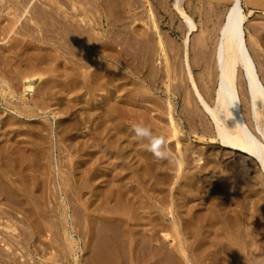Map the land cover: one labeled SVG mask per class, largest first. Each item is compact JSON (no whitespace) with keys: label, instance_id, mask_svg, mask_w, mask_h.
<instances>
[{"label":"rangeland","instance_id":"rangeland-1","mask_svg":"<svg viewBox=\"0 0 264 264\" xmlns=\"http://www.w3.org/2000/svg\"><path fill=\"white\" fill-rule=\"evenodd\" d=\"M6 1L7 0H3L1 2V0H0V25H1L0 26V46H1L0 47V67H1L0 73H2V75L0 74V93H2V94H0V175H1L0 176V182H2V183H0V190H1L0 191V264H23V263L24 264H87V263L88 264H97L96 258L98 256L108 254V252L110 250H111V252H113V251L115 252V248H116V251L119 252L118 253L119 258H118V262L117 261L115 262V260H114V262H112L113 264H122V263L123 264H134V263L135 264H144L142 259H141L142 262L140 260H139V262L137 260H135L133 262V260L130 258V255H131L130 252L132 253L135 251L134 254L136 256H139V257L140 256L142 257L144 254L147 255V254H149V252H151V249L149 248V247H151V245L149 244V242H147V244L149 245V247H148V246H146L147 244L145 241H143L145 244L142 243V240L147 241L146 237L143 238V236L145 234L149 233L148 227L150 224L153 223L154 220H155V223H153V224L156 226H158V225L159 226L158 227L155 226L156 228L155 227L153 228L152 226H154V225H152V226L150 225V228L153 229L154 232L158 230L157 231L158 233L155 232V238L152 240V243H155L158 239L163 241L162 242V241L158 240L157 243H155V246L153 244L154 247H158V246H160V245H158V243L161 242V243H159V244H161V246L158 247L159 249L158 248H156V250L153 249V252L157 255V256L155 255V257H159L162 259V261L159 264H162L164 262H165L164 264H167L166 263L167 262V256L169 257L168 262H169V260H171V262L168 264L175 263L176 258L178 261L175 264H187L186 261L180 256V254L177 250V247L175 250L172 247V246L175 247L176 244L178 246L180 240H181L183 246H185L186 252H187L188 257H189L192 264H233V263L234 264H251L252 262H253L252 264H263L264 263V259H263L264 258V256H263L264 255V248H263L264 247V181H263L264 180V173L262 171L261 165L253 157H250V156L247 157V155L243 154L242 152H240L238 150H233V149L229 148L228 146L226 147V145H222L218 141V136L216 135V131L214 130L212 123L207 122V120L210 121V119H208L206 114H204V111L200 108L198 102H196V99L194 98V92H193L194 89H193L192 83H191V80L193 79L194 82L196 83V85L198 84L197 87L200 88V89L199 88L198 89L201 91L203 96L205 94L204 97L205 98L207 97L206 100L208 101V103L210 105H213V100H214V96H215V89L217 87V68L215 69L216 60H214V59H216L215 54H216L217 47H218L217 42H219V39L221 37V35H220L221 34V28L225 24L224 22L227 18L229 7L231 6V4L233 3L234 0H148V1L147 0H112V1L111 0H107V1L106 0H91V1L90 0L89 1L83 0V1H85V4H83L84 2H81L82 0H76V1L68 0V2H66L67 0L66 1L65 0L64 1L63 0H61V1L57 0L58 3L56 2V0H43V1L32 0V2L31 1L29 2V4L30 3L32 4V7H33L32 10H31L32 7L30 6L31 4L29 5V7L27 5L28 8L25 10L24 6L19 3L20 0L18 2H17V0H9L7 3H6ZM14 1L17 3H14ZM4 2H5V4L3 5ZM10 2H12L11 3L12 5L10 4ZM33 2L35 4H37V7L34 6ZM43 2L44 3L47 2V4L45 3L46 4L45 5ZM78 2H80V4ZM240 2H241L242 12L245 15V22H244L245 38H246L249 46L252 44L251 45L252 47L250 46L252 48L251 50H253L252 53H254L256 51L254 53V55H255L254 57L256 58V61H257V65H258V69H259V76H260V78L264 84V43H262L264 41H261L264 38V0H240ZM74 3L79 7L75 6ZM81 3H82V5H81ZM14 4L16 5V7ZM87 4H89V6L92 9L89 8ZM111 4H112V6H111ZM65 5H67L66 8L67 7H69V8H67V9L64 8ZM72 5H74V6H72ZM85 5L88 7V9ZM95 5H96V7H95ZM113 5H114V9H113ZM175 5H176V7L180 8L183 12H185L191 18L194 26L191 25L190 23H188V21H186V19L184 20L182 14L179 13L180 10L178 8L176 10ZM18 6H20L21 9ZM38 6H40L41 8ZM51 6H53V7H51ZM6 7H10L9 9H12V10H7ZM75 7H77L76 9L80 8L81 10H79V12L80 11L82 12V10H83L87 15L86 14L84 15L83 13H82L83 14L82 15L81 12L80 13L77 12V10H75ZM151 7L153 8L154 14H152L153 12L151 10L152 9ZM3 8H4V10H3ZM29 8H30V10H29ZM38 8H39V11L41 10L40 12H42L41 15H39L40 14L39 11L37 12ZM45 8L48 12L45 11ZM48 8H50V11ZM53 8L55 9V11L57 13L54 11ZM34 9H36V10H34ZM149 9L151 10V12L149 11ZM6 10L9 11L10 17L8 16V14L5 17L4 13H6ZM16 10H17V13L15 12ZM66 10H68V11H66ZM70 10L72 12H70ZM88 10L90 13L87 12ZM58 11H60V12H58ZM29 12H31V13L29 14ZM67 12L70 13V17H72V18L69 17V13H67ZM116 12L118 13V16L121 18V19L118 18L119 21L116 19H113V17L114 18L118 17L116 15L117 14ZM50 13L52 15H50ZM59 13H60V15H59ZM71 13H73V14H71ZM112 13H114V14H112ZM23 14H25V15L27 14L26 16L22 17L23 20H26V21H24V23H23V20L20 19ZM105 15H108L107 17L109 20L107 19V17ZM150 15L153 16V17L151 16V18L152 19L154 18V20H152V19H150V21H149V19L147 20V17L150 18ZM27 16H28V19H27ZM31 16L32 17L34 16L33 17L34 19L36 17V19L33 20V18ZM40 16H41V18H39ZM53 16H56V18L54 17V19H56L55 21L53 19ZM73 16H74V18H73ZM93 16H95V17H93ZM97 16H98V19H97ZM49 17H52V20ZM62 17L63 18L65 17V18L63 19ZM45 18L50 19V20L48 21ZM12 19L14 20V22ZM37 19L38 20L40 19V20L37 21ZM72 19H74V20L78 19L80 21L77 20L74 22V20H73V22H72ZM156 19L158 22L156 21ZM44 20H45V22H44ZM104 20H105V22H104ZM120 20H122V21H120ZM132 20H134V21H132ZM27 21H29L30 23ZM50 21H54L55 23H57V24L59 23V24L55 25L54 22H50ZM112 21H113V23L116 21L115 24L111 23ZM5 22H6V24L4 25ZM9 22H12V23H9ZM69 22L72 24V26H70L71 24ZM146 22L149 23V25L146 24ZM16 23H18V24L16 25ZM25 23H28V25H26ZM31 23H33V24H31ZM10 24H12V25H10ZM62 24L66 25V26H63ZM85 24H87V25H85ZM108 24H110L111 27H109ZM155 24H156V29H154ZM7 25H8V27H7ZM15 25L18 27H16ZM21 25H23V26H21ZM59 25L61 28L59 27ZM76 25L80 26V27H77ZM9 26L11 27L10 30H12L13 27H16V30L14 28V31H11L12 35H10V36L8 35V34H10V30H9L10 27ZM31 26H33V27H31ZM57 26L61 30H59V29L57 30ZM90 26L92 27V30H90L91 29ZM190 26H193V28H191ZM20 27L21 28L25 27V31L23 30V28L20 29ZM26 27L29 29V32H28ZM45 27H46V29L44 30ZM131 27H134L135 29L131 28ZM150 27H152V28L154 27V28L152 29ZM71 28H73V29H71ZM75 28H77V30H74ZM83 28L85 30H83ZM120 28H124L125 30L124 29L120 30ZM17 29H20L21 31L20 30L17 31ZM118 29H119V31H118ZM129 29H130V31H129ZM148 29L149 30L151 29V30L149 31ZM32 30H33V32H32ZM62 30H64V31H62ZM132 30H134V31H132ZM23 31L26 34H23L24 33ZM87 31L90 34H92L91 37L89 36L90 34ZM109 31H112V33H111L112 35L109 33ZM113 31H118V32H116V34H114L115 32H113ZM2 32H3V34H2ZM27 32L29 35L27 34ZM55 32H56V34H55ZM144 32L147 33L148 36H147V34H144ZM43 33L46 35H43ZM66 33H69V34L66 35ZM81 33H82V35H81ZM130 33H132V34H130ZM140 33H142V34H140ZM160 33L162 34L163 37L160 35ZM40 34L43 36L41 37ZM49 34H51V36ZM83 34L85 36H83ZM93 34H94V36H93ZM96 34H98L99 36H95ZM107 34L108 35L110 34L111 36L109 35L110 36L109 37ZM25 35H27V36H25ZM47 35L50 38L46 37ZM86 35L88 37L87 38L88 40L90 38L89 42L86 39ZM145 35H146V38H145ZM35 36H36V38H35ZM92 36H93V38L95 37L94 38L95 41L92 40L93 39ZM52 37H53V39H52ZM82 37H84V38L82 39ZM96 37H98V38H96ZM105 37L107 39H105ZM143 37H144V39H143ZM6 38H7V41H9V42H4V41H6L5 40ZM31 38H33V39H31ZM109 38H111V39H109ZM149 38H152V39H149ZM9 39L10 40L12 39L11 40L12 42ZM15 39H16V41H15ZM43 39L46 41H44ZM71 39L72 40L74 39V42ZM116 39H117V41L119 39H121V41L119 40V42H117ZM162 39H163V41H162ZM19 40H21V41L19 42ZM60 40H62V41H60ZM114 40H115L117 46H115ZM122 40L125 43H122L123 42ZM147 40H148V42H147ZM22 41H23V43H22ZM68 41H72V42H69L70 45H69V43H67ZM77 41L79 42V44H80V42L81 43L84 42V43L80 44L78 46V44H76ZM138 41H140V42H138ZM54 42H55V44H54ZM112 42H114V43H112ZM26 43H27V45H26ZM37 43H39V46L36 45ZM47 43H49V45ZM71 43H72V46H71ZM4 44L6 45V47ZM146 45L148 47H146ZM160 45H161V49H162L163 53L160 52L161 50H159ZM9 46H11V47H9ZM20 46H22V48L24 50L22 48H21L22 50H20ZM55 46H56V48H55ZM61 46H63V47H61ZM120 46L123 47L122 50H121ZM144 46L146 48H144ZM57 47L60 49H58ZM99 47H102V48L104 47V49H106V51L104 49L102 51L101 48H99ZM78 48H80V49H78ZM114 48H116V49H114ZM125 48L127 51L129 49H131L128 51L130 53H126L127 51L123 52V50ZM29 49H31V50H29ZM42 49L43 50L45 49L44 51H46L44 53V56L46 55L45 58L43 57L44 51ZM118 49L120 50V52ZM254 49H255V51H254ZM41 50H42V52H41ZM112 50L114 53H116V51H118L116 53V55L111 52ZM134 50H135V52H134ZM39 51L41 52V54ZM48 51L52 55L47 56L49 54ZM50 51L51 52L54 51L53 53L56 55H53V53H51ZM78 51L81 52L79 55H78V53H79ZM83 51H85V52H83ZM142 51H144L145 53H142ZM59 52H62L64 54L59 53ZM106 52H107V54H106ZM165 52H166V55L164 54ZM203 52H204V54H203ZM82 53H84V54H82ZM111 53L116 58H119V56L117 57V55H120V57H121V58H119L120 60L117 59L119 62L114 57H111V55H109ZM135 53H137V55ZM160 53L162 54V56L160 55ZM66 54H68V55L66 56ZM73 54H75V55L77 54L78 56H74ZM138 54H140V57L142 60H145L139 65H138V63L141 62L142 60L140 59ZM163 54L166 57L168 56V59H170V60L168 61V59L166 57H163L164 56ZM26 55L28 56V58L26 57ZM57 55H59V57H56ZM60 55H63L62 56L63 58L65 56V58L64 59L60 58ZM143 55H145V57H143ZM200 55L202 57L201 58L202 61H200V58L198 60V57H200ZM211 56H213V57H211ZM54 57H55V60L53 59ZM69 57L71 59H69ZM78 57L79 58L84 57L87 60L86 59H79ZM129 57H131L130 58L131 61L134 62L133 64L132 63L130 64L131 61H130ZM138 57H139V59H138ZM151 57H152V59H151ZM178 57H179V59H178ZM181 57L183 58V60L188 58L189 66H190L189 68H190V72H191L190 74H189V71L187 73L188 67L185 63V60L183 61ZM189 57H191V60H189ZM8 58H11V59H8ZM67 58L69 60H72V58H73V60L71 61V63L72 62L73 63L71 64L70 61H67L66 60ZM147 58L150 59L149 60L150 63H153V64H151V65H150V63L147 64L148 63ZM40 59H42V60H40ZM121 59H122V61H121ZM205 59H206V61H205ZM8 60H10V61H8ZM74 60L76 61V63ZM95 60H96V62L94 63ZM103 60L105 61L106 64H103L104 63ZM164 60H166L167 63ZM212 60H214V61H212ZM38 61L41 62V64ZM45 61H47V62H45ZM55 61H57V63ZM58 61L60 62V64ZM61 61H62V64H61ZM91 61H92L93 65H89V62H91ZM97 61H99L100 63ZM108 61H109V64H108ZM208 61H211L213 63L211 64ZM48 62H49V64H48ZM54 62L56 64L62 66V69H61V67L59 68V66H57ZM65 62H66V64H65ZM179 62H181V64H179ZM190 62L191 63L193 62L192 63L193 66ZM203 62H204V64H202ZM207 62H208V64H205ZM82 63H84V64H82ZM5 64H6V66H5ZM46 64L49 66H47ZM50 64L54 65V67L51 66ZM113 64H115V65H113ZM142 64H143V66H142ZM39 65H42V66H39ZM43 65L45 66V68H42V67H44ZM63 65H65V66H63ZM167 65H169V66L173 65V66H170V68H169V66H167ZM178 65H179V67L177 68ZM180 65L181 66L183 65V66L181 67ZM81 66H82V68H81ZM148 66H149V68H151V66H152V68L154 70L149 69ZM165 66H167V67H165ZM174 66L177 69H175ZM69 67L73 68V70H75V72L74 71H73L74 73L71 72L72 69ZM109 67H111V68H109ZM127 67H128V69H127ZM134 67H135V69H134ZM172 67L174 70H172ZM58 68L62 71L58 70ZM66 68L67 69L69 68V70H71V71H68ZM78 68H79V70L80 69H82V70H80V72H79ZM90 68H91V70H90ZM118 68H120L122 70H120ZM179 68L182 71L178 70ZM212 68H213V70L215 69L216 71H213ZM7 69H9L10 71ZM31 69H33V71ZM63 69H66V70H63ZM167 69L170 70L171 74L168 72L164 76V74L168 71ZM87 70H88V72H87ZM96 70L97 71L101 70L102 72L101 71L97 72ZM129 70L132 72H130ZM135 70H137L138 72L137 71L135 72ZM146 70H148V71H146ZM149 70H150V72H149ZM16 71H18V72H16ZM20 71H22V72H20ZM95 71H96L95 74H98V75H95L96 77L92 76L90 78L89 72H95ZM106 71H110V73L106 72ZM151 71L152 72L154 71L153 73H155V74H153ZM183 71H185V73L182 76ZM9 72H10V74H9ZM23 72H24V75L26 74L25 76L23 75ZM33 72L35 74H33ZM53 72L56 74L55 75L56 78H55ZM56 72H58V73H56ZM147 72H149V73L147 74ZM214 72H215V74H214ZM76 73H78V74L80 73L79 75L82 77L78 76V74H76ZM111 73H114V74H111ZM131 73H133V74H131ZM173 73H175V75ZM13 74H14V77H13ZM27 74H29V75H27ZM45 74L48 75V77ZM49 74L51 76H49ZM70 74H71V76L72 75L73 76L71 77ZM100 74L101 75L104 74L103 76H105V79ZM106 74H108V75L106 76ZM110 74H111V76H110ZM169 74L172 76L170 77ZM3 75H4V77H3ZM8 75L9 76L11 75V76L9 77ZM146 75H148V76H146ZM190 75H191V77H190ZM27 76H28V78H30L29 80H30L31 88H29V90L28 89L23 90L24 89L23 86H25L24 85V82L26 79L25 77H27ZM86 76L89 80H91V79L92 80L95 79V80H93V82L89 81V83H87L86 85H84L81 88L82 81L84 80V79H82V81H81V78H86ZM97 76H99V77H97ZM109 76L111 77V81H110ZM149 76H150L152 81H150ZM212 76H213V78H212ZM215 76H216V79H214ZM17 77H19L21 79H19ZM42 77H43V79H42ZM44 77H46L49 80H46V78H44ZM60 77H62L63 79ZM68 77H69V81H68ZM127 77H128V79H127ZM179 77L181 79L183 77L185 78V79H183L184 83L186 81V83L184 85H183V80H180ZM238 77L242 80V82H241V80L238 78L240 81L239 85H238V88H239L238 90H239L240 98H241V101L243 104L242 105L243 110L244 111L246 110L245 116L247 118L249 125L250 124L254 125V127H253V125L252 126L250 125V127L254 128L252 130L253 131L255 130V133L258 135V132L255 129L256 120L254 121V117L251 115V112H250V98L248 95V85H247L246 79L244 77V74L241 70H239ZM39 78H40V80H39ZM98 78L100 79L99 80L100 83L98 80H96ZM112 78H114V80H112ZM147 78L149 79V81ZM158 78H160V81L164 78L166 80H162V82H160ZM210 78L213 79L215 82L213 80L211 81ZM50 79H52V80L54 79L55 82L58 80V82L55 83L54 80L50 81ZM61 79H62V81H61ZM64 79H67V80H65L66 82L63 81ZM71 79H73L74 81H72ZM78 79H80V81ZM107 79H108V81H107ZM117 79H120L121 81L117 80ZM123 79H125L126 81ZM177 79L182 81V85L178 84V83H180V81H178ZM186 79H188V80H186ZM18 80L20 81V84L17 83ZM43 80L45 82H43ZM77 80H78V82H81V83H76L75 81H77ZM208 80H209V82H208ZM12 81H14V82H12ZM70 81L74 82L75 85L73 83L71 84ZM113 81H114V83H112ZM46 82H48L49 84ZM51 82H53V83L51 84ZM94 82H95V84H94ZM96 82L99 84H97ZM115 82H116V84H115ZM167 82H168V85H167ZM10 83L11 84L14 83V84L10 85ZM39 83H40V85H39ZM58 83L60 86H58ZM64 83L66 85H63ZM67 83H68L69 88L73 87V86L75 87L76 85L78 86V84H80L81 86L79 85V91H78L77 86L75 88L73 87L74 89L71 90V88H70V90H69L68 87L66 88ZM84 83H85V81H84ZM160 83H162V84H160ZM170 83L174 84L176 87V88H174L173 85H170V88L172 89V97H171V100H172L171 104L173 106V113L172 114L174 116L176 124L178 122L177 127H179L178 128L179 131H178L177 136L179 138V144L181 146V148L179 146V149H180L179 152H181V154L177 152L178 151V149L176 147L177 145L176 144L174 145V142H176V141H175V139H172V137H171L172 135H170V134H172L171 133L172 131H171V128H169L170 127L169 126V116H168L169 111L165 108V106L167 107V104H165V103L169 99V95L167 94L169 92H167V90L169 89L168 87H169ZM242 83H244V84H242ZM54 84H55V86H57L56 88H55ZM125 84L127 86H124ZM140 84H142L141 86H143V87H140ZM151 84H153V85H151ZM20 85H22V86H20ZM45 85H47V86H45ZM96 85H97V87L95 89L94 87ZM118 85L119 86L122 85L124 88L122 86L119 87ZM128 85H130V86L134 85V87L132 86V89H134V90L138 89V91L133 90L134 92L132 93V90L131 89L129 90V88H131V87H128ZM135 85H136V87H135ZM185 85L187 88L185 87ZM243 85H244V87H243ZM7 86H9V87H7ZM49 86L50 87L52 86V87L50 88ZM62 86H65V87H62ZM114 86H115V88H112ZM165 86H167V87L165 88ZM34 87H36V88L34 89ZM84 87H85V89H84ZM184 87H185V90L183 89ZM208 87H210V88H208ZM211 87H212V89H211ZM64 88H65V91H64ZM101 88H103V89L101 90ZM104 88H105V91H104ZM120 88H122V89L120 90ZM161 88L163 89L162 91H161ZM188 88L191 92L189 90L187 91ZM201 88L204 89V91ZM242 88H245V91ZM20 89H22V90H20ZM50 89L51 90L53 89L54 91L52 90L53 92H51ZM80 89H82V90H80ZM97 89H100V90H97ZM108 89H109V92H108ZM117 89L121 92L117 91ZM38 90L39 91L41 90L40 92L44 91V93L43 92L40 93V92H38ZM59 90H60V92H58ZM61 90H62V92H61ZM74 90L76 91V93L73 94ZM88 90H90V92ZM122 90H123V92H122ZM141 90H142V93H141ZM145 90L148 92H146ZM99 91H101V92H99ZM4 92L6 93V95H4L5 94ZM65 92L67 93V95ZM144 92L146 93V95H148V96L151 95L152 97H149V99L147 97L145 98L144 96H146V95ZM206 92L208 93V95H210L211 98L207 95ZM241 92H243V94H244V95H242V97H241V94H242ZM10 93H11V95H10ZM115 93H118V94H115ZM41 94H43L42 99H41V96H42ZM47 94H49V95H47ZM59 94H61V95H59ZM80 94L83 95V97ZM138 94L140 95V98L142 100L140 98H138V96H139ZM183 94H185V95H183ZM72 95L74 96V98ZM89 95H92L93 97L92 96L90 97ZM141 95H144V96H141ZM187 95H189V96L187 97ZM190 95L191 96L193 95V97L191 98ZM49 96H51V97L53 96L55 98H52V101H51L50 100L51 98ZM47 97H48V99L50 98L49 99L50 101L47 99ZM84 97H86V98L88 97L87 103H86V98L82 99ZM97 97H99V98L97 99ZM20 98H22V99H20ZM36 98H39V99L35 100ZM57 98H58V100H56ZM61 98H63V99H61ZM72 98H73V100H72ZM75 98L77 99V101H76L77 105L73 104L76 100ZM89 98H91V99H89ZM93 98H94V100H93ZM150 98H153L154 100L151 99V101H150ZM184 98H185V100H188L187 103H185L186 102L185 100H182ZM78 99H80V100H78ZM95 99L97 101H95ZM100 99H101V101H99ZM120 99H121V101H120ZM146 99L148 102L146 101ZM69 100H70L71 104H70ZM90 100H92V101H90ZM110 100H112L114 103L113 102L111 103ZM115 100H116V102H115ZM159 100H162L163 103L161 101L157 102ZM193 100H195V101H193ZM209 100H211L212 103H211V101L209 102ZM14 101H15V103H14ZM35 101H36V103H35ZM55 101L58 104H56ZM134 101L135 102L137 101L138 103L137 102L135 103ZM190 101L193 103H191ZM52 102H53V104L55 103L56 105L55 104L53 105ZM63 102H64V104H62ZM122 102L124 103V105ZM125 102H128V103L126 104ZM129 102H130V105H129ZM131 102H134V104H131ZM155 102H156V104H155ZM117 103H118V105H117ZM182 103H184L188 108L183 106ZM194 103L196 104V106ZM59 104H60V106H59ZM87 104H88V106H87ZM107 104H108V106H107ZM135 104H137V105H135ZM163 104H165V105H163ZM188 104H189V106H188ZM82 105L83 106L85 105L87 108L83 107ZM159 105H161V106H159ZM54 106H56V107L53 108ZM97 107L98 108L101 107L99 109L100 111L98 110ZM182 107H184V108L182 109ZM247 107L249 108V113H248ZM190 108H192V109H190ZM196 108H198V112H200V113L196 112L197 111ZM20 109H22V110L20 111ZM58 109H59V111H58ZM260 109L263 111V114H264V107L262 106V104H260ZM23 110H24V112H23ZM55 110H57V111L54 112ZM77 110H78V113H77ZM80 110H82V111H80ZM118 110H120V111H118ZM75 111H76V113H75ZM184 111H185V113H184ZM191 111H193V113ZM19 112H21V113L23 112L22 113L23 115L18 114ZM182 112L184 113V116H183ZM196 113H197V115H196ZM78 114H79V117L77 116ZM82 114H85V115H83L81 117L80 115H82ZM71 115L72 116L75 115V116H73V119H71L72 118ZM200 115L203 117H201ZM68 116H69V119H68ZM186 116H187V118H188V116H190V117L188 119L183 118ZM9 118H11V120ZM125 118H127V119H125ZM202 118H203V120H202ZM70 119L72 120L71 122L69 121ZM190 119H192L191 122H190ZM249 119H251V120H249ZM263 119H264V117L259 118V121L261 122L262 128H264V125H263L264 120ZM58 120L61 123L58 122ZM81 120H83V122ZM88 120H89V122H86ZM8 121L10 123H8ZM64 121H66V122H64ZM109 121H110V123H109ZM187 121H189V123ZM33 122H35V123L33 124ZM62 122L64 123V125ZM104 122L106 125H104ZM37 123L39 124V126ZM55 123H56V125H55ZM66 123L69 124V125L67 124L68 127H67V125L65 126ZM83 123H84V126H83ZM148 123L151 125H149ZM191 123L193 124L192 127L190 125ZM202 123H204V124L202 125ZM207 123L211 127H208ZM30 124L33 128H31ZM58 124L60 125V127ZM26 125H28V126H26ZM35 125H37V126H35ZM40 125H41V129H39ZM55 126L56 127L58 126L59 128L58 127L56 128ZM91 126H93V127H91ZM137 126L138 127L140 126L141 134H137V132L135 130V128ZM44 127H45V130H43ZM204 127H206L207 130H206V128L204 129ZM75 128H77L78 131ZM34 129L37 131H35ZM96 129H98V130H96ZM202 129L204 130V132ZM209 129H210V131H208ZM205 130L207 131V133L205 132ZM42 131L45 133H43ZM97 131L99 133H96ZM160 131H162V132H160ZM80 133H81V135H80ZM118 133L121 134V137ZM164 133H165V135H164ZM82 134H84V135H82ZM154 134H155V137H154ZM25 135H26V137H29V135H30V137H29L30 139L29 138L26 139ZM60 135H61V137H60ZM58 136L60 138H58ZM151 136H153V137H151ZM165 136H166V138H165ZM23 137H25V138H23ZM80 137H81V140H79ZM43 138H46L47 141L46 140L44 141ZM61 138H63V139H61ZM70 138H71V140H70ZM154 138H159L161 140L164 138L162 140V143H160L162 146L160 144L155 143ZM169 138H171L172 140ZM13 140H14V142H13ZM36 140L37 141L40 140V141L37 142ZM41 140H42V144H41ZM170 140L172 141V143H170L171 142ZM10 141H12V142H10ZM146 142H150V143H146ZM165 142H166V144H165ZM142 143H144V144H142ZM154 144H155V146L157 145L156 149H155ZM38 145H40V146H38ZM145 145H147V147H145ZM148 145L150 146V148ZM164 145L166 146V149L164 148ZM132 146H135V147H132ZM143 146H144V148H143ZM96 147H98L99 149L98 148L96 149ZM161 148H163L164 150ZM183 148H184V150H182ZM175 149H177V150L174 151ZM46 150H47V152H45ZM156 150L161 151L160 153H162V151H163V153L165 152L164 153L165 156L163 153L161 154V155H163V159H162V156L160 158H157V156L154 155V152H156ZM99 151H100V153H99ZM150 151H152L153 153ZM183 151L185 152V154H183L184 153ZM194 151H197V152H194ZM198 152H200V153H198ZM1 153L4 155H1ZM23 153L25 155H28V156H25ZM34 153H36V155ZM87 153H89L88 154L89 156H87ZM98 153L103 154V156L101 154L102 158L100 155H98ZM137 154H139V155H137ZM177 154L181 155V156H179V158L181 157L180 159L182 160V163H183L181 166V169L185 167L183 170L180 169V171L177 170L178 166L176 165V161L179 159ZM80 155H81V157H80ZM93 155H94V157H93ZM105 155H106V157H105ZM147 155L150 157H153V158H151L152 160L148 159ZM237 155H238V157H237ZM77 156H79V157H77ZM84 156H86V157H84ZM90 156H92V158ZM125 156H127V157L125 158ZM140 156L142 157V159L145 162L141 159ZM22 157H24V158H22ZM82 157L84 159H82ZM104 157H105V159H104ZM18 158H22V161L20 162L21 159L18 160ZM28 158L30 160H28ZM78 158H79V160H78ZM164 158H166V159H164ZM25 159L28 160L27 161L28 163L29 162L30 163L26 164L27 162ZM33 159H34V161H33ZM117 159H119V160H117ZM123 159H125V160H123ZM242 159H244V160H242ZM245 159H247V160H245ZM16 160L19 161L18 164L16 163ZM39 160H41V161H39ZM91 160H92V162H91ZM107 160H109V161H107ZM155 160H157V161H155ZM158 161H160L159 162L160 164H158ZM174 161H175V163H174ZM76 162H78V163H76ZM79 162H80L81 166H79L80 165ZM110 162H111V164H110ZM153 162H154V164H153ZM237 162H240L241 166ZM241 162H243V163H241ZM104 163H107V164L105 165ZM143 163L145 166L143 165ZM151 163L153 166H151ZM85 164H86V166H85ZM108 164L111 165V167L115 164L114 165L115 168L112 167L113 168L112 169L111 167H108L109 166ZM37 166H39L37 168L38 170L35 169ZM40 166H41V168H40ZM158 166H160V167L158 168ZM162 166H163V168L166 166L165 169H163ZM14 167H16V168H14ZM105 167H106V169H105ZM201 167L202 168L204 167V168L200 169ZM237 167L240 170H238ZM42 169H43V171H42ZM119 169H121V170H119ZM157 169H158V171H157ZM11 170L13 171V173ZM22 170H23V172H22ZM107 170H109V171L107 172ZM116 170H118L117 173H116ZM184 170H187V171H185L187 174L184 172ZM102 171H104V176H102L103 175ZM153 171H154V173H152ZM177 171H178V175L176 173ZM59 172L64 175L63 179H65V182L63 181V179H61L63 175L61 176V174ZM97 172L98 173L101 172L102 175L100 173L98 174ZM23 173H24V175H22ZM25 173H27V174H25ZM35 173H37V174H35ZM52 174H53V177H52L53 180L50 177V176H52ZM65 174H68V175H65ZM193 174H195V176L200 175V174L201 175H200V177L199 176L195 177V176H193ZM25 175H27L29 178L30 177L31 178L29 179V178H27V176L25 178ZM46 175H47V177H46ZM59 175L61 176V178ZM77 175H79L80 178H78ZM137 175H138V177L140 176V178H138ZM153 175L155 176V179H154ZM7 176H8V179H6ZM12 176H13V179L10 178ZM42 176L43 177L45 176V177L43 178ZM124 176H125V178H124ZM159 176H160V178H158ZM178 176H179V179H177ZM191 176H192V178H191ZM38 177H39V179H38ZM114 177H116V178L114 179ZM127 177H128L127 181H123ZM136 177L140 180L138 181ZM150 177H151V179H150ZM165 177H166V179L169 180V181L167 180L168 182L166 181ZM187 177L191 178V180L187 179ZM194 177H195V179H194ZM45 178L47 179V181L45 180ZM48 178H50V179L48 180ZM157 178L159 180H157ZM129 179L131 181L130 183H129ZM134 179H136V180H134ZM220 179H221V181H219ZM39 180H41L43 182H41ZM72 180H73V182H75L74 185H73ZM78 180H79V183H77ZM85 180H86V183H85ZM146 180H148V181H146ZM152 180L154 181V184H153ZM46 182H48V183H46ZM162 182H164V183H162ZM187 182H189V183H187ZM165 183L167 184V186ZM46 184L51 186V188ZM145 184H147V185H145ZM75 185L77 186V188ZM118 185H120L121 188H118L117 187ZM122 185H126L127 187L125 188V186H124V189H122ZM159 185H161V186H159ZM170 185H171V187H170ZM62 186L66 187V188H63ZM72 186H73V188H72ZM5 187L7 189H5ZM29 187L32 189H30ZM46 187H47V189H46ZM100 187H101V189H100ZM215 187H216V189H215ZM41 188H42V190H41ZM28 189L30 192L28 191ZM4 191H6V192H4ZM46 191L50 192L51 194L46 193ZM64 191H65V193H63ZM123 191L127 193L126 195H124V198L122 196ZM8 192L10 193V195H8L9 194ZM53 192H54V196L52 195ZM128 192H130L129 195H128ZM131 192H133V193H131ZM137 192H139V193H137ZM40 193H43V194H40ZM108 193H110L111 195ZM136 193L138 196L136 195ZM119 194H121V195H119ZM159 194H160V196H159ZM161 194H162V197H161ZM139 195H141L142 198H140ZM174 195H176V196H174ZM6 196H8V197L5 198ZM143 196H145V198ZM157 196H158V198H157ZM11 197H12V199H11ZM14 197L15 198L17 197L16 200L14 199ZM138 197L140 200L138 199ZM146 197H147V199L150 198L149 201L146 199ZM25 198H26V200H25ZM95 198H96V200H95ZM101 198H103V199H101ZM131 198L134 200H130ZM163 198H165V200H163ZM32 199H33V201H32ZM123 199H125V200H123ZM142 199L144 201H142ZM13 200H15L16 202H14ZM30 200L32 202V205L30 203ZM85 200H87V201H85ZM119 200H121V202ZM126 200H127V202H126ZM153 200L156 203H153L154 202ZM113 201H114V203H112ZM168 201H169V203H168ZM101 202H102V204H101ZM117 202H118V204L119 203L120 204L118 205ZM125 202H126V204H125ZM130 202H132V203L129 204ZM138 202H140V203H138ZM146 202H148L149 206ZM161 202H162V204H160ZM21 204H23V206ZM111 204H113V205H111ZM114 204H115V207H114ZM116 204L118 206H116ZM132 204L135 206H132ZM155 204L161 205L162 208H161V206H159L160 207V209H159V207H157L158 205H155ZM94 205L98 206L97 208H99V209L94 207ZM128 205L131 207H128ZM139 205L140 206L142 205L141 208L139 207ZM108 206H110V207H108ZM112 206L114 207V209H112L113 208ZM126 206H127V208H126ZM137 206L139 209L137 208ZM100 207H102V208H100ZM105 207H107V208L105 209ZM133 207H135V208H133ZM149 207H151V208H149ZM163 207H165V208H163ZM115 208L116 209L118 208V211ZM166 208H170V209H166ZM21 209L23 211H21ZM101 209H102V211H101ZM110 209H111V211H110ZM131 209L133 212L131 211ZM31 210H32V212H31ZM33 210H37V211H33ZM64 210H65V212H64ZM125 210H127V211H125ZM141 210H143V211L147 210L145 215H141V214H144L143 211L141 213ZM112 211L114 214L111 213ZM148 211H150V213ZM174 211H175V213H174ZM26 212H28L30 214H28ZM101 212H103V213H101ZM115 212H116V214H115ZM119 212H120V214H119ZM138 212H140V213H138ZM164 212H166V213H164ZM231 212L233 213V215H231L232 214ZM106 213H107V216H106ZM101 214H102V218H101V216H99ZM156 214L158 215L157 217H159V219L161 220V221L159 220L157 222L158 224L156 223V221L158 220V218H156ZM228 214H230V215H228ZM137 215H141V216H137ZM224 215H225V217H223ZM126 216H131V218L132 217L133 218L136 217V218L131 219L129 221L130 224H126L124 222V219ZM153 216H155V219L152 221L151 219L153 218ZM228 216H230V217H228ZM31 217H33V218H31ZM145 217H148V218L146 219ZM141 218H142V220H141ZM149 218H150V220H149ZM35 219H37V220H35ZM52 219H55V220H52ZM162 219H164V220L162 221ZM228 219L231 221V222L229 221L230 224L228 222ZM51 220H52V222H50ZM74 220H76V221H74ZM33 221H35V222H33ZM53 221H55V222H53ZM92 221H95V222H92ZM98 221H99V224H100V222L102 223L100 225L102 226L103 229L101 228L100 225H97L98 223L96 224V222H98ZM114 221H116V223ZM110 222H111V224H110ZM131 222H133V223H131ZM168 222H169V224H166ZM174 223H175V226L179 230V236H178V234L175 233L176 231L174 229ZM209 223H211V224H209ZM37 224H39V225L37 226ZM49 224H51L50 227L52 226L51 227L53 229L52 232L50 231L52 229H50V227H48ZM103 224L105 225L106 228L108 226V229H110V230L105 229ZM113 225L115 226L114 228H113ZM12 226L15 227V230ZM40 226H42V227H40ZM97 226H99V227L96 228ZM109 226H110V228H109ZM137 226L141 227V228H138ZM142 226L147 227L144 230V233L145 232H147V233H145V234L143 233V235L141 232H143L144 227H142ZM161 226H163V227H161ZM10 227H11V229H10ZM16 227H18V228H16ZM185 227L187 230L185 229ZM43 228H45V229H43ZM47 228L50 230H47ZM54 228H57V229H54ZM74 228H76V229H74ZM95 228L97 229L96 233L101 234L100 236H98V238L100 237V241H99V239H97L98 242H100V243H97V241L94 243L97 247L93 244V241L91 240V239L97 238V236L94 237V235H99V234L94 233ZM99 228H101V229H99ZM36 229H37V231H36ZM236 229H238V230H236ZM100 230H102V231L99 232ZM104 230H107V231L105 232ZM114 230H115V232H114ZM119 230H120V233H119ZM184 230H186L187 232L186 231L182 232ZM233 230L235 232L240 233V234L235 233V235H233V233H234ZM48 231H49V233L51 232L53 234V236H51L50 235L51 233L49 234ZM163 232H164V234H165V232L168 233L171 238L176 236L177 238L176 237L173 238V241H175V242H172V240L164 239L163 235H162ZM55 233H58V234H55ZM116 233H117V235H116ZM102 235L105 236V238H106V239L104 238V242H101V241H103V239H102L103 237L101 238ZM249 235H250V237L253 236V238H249ZM118 236L120 238H118ZM241 236H243V237L241 238ZM26 237H29V238L27 239ZM132 237H135L137 239L132 238ZM226 237H227V239H226ZM48 238H49V240H46ZM54 239H56L55 240L56 242L52 241ZM108 239H109L108 242H110V243L105 242ZM116 239H120V240H116ZM130 239L132 240L131 243H130ZM223 239H225V240H223ZM136 240H137V243H136L137 246L134 245V248H132L133 244H134V242H136ZM240 240H241V242H240ZM26 241H28V242H26ZM91 241H92V243H91ZM118 242L119 243L123 242V244L121 245V243L119 244ZM171 242H172V244H170ZM44 243H45V245H42ZM89 243H90V245H89ZM103 243H104L103 247L105 248V250H103V252L105 254H100V251L102 253L101 249H104L101 247V245ZM255 243H258L259 248L255 245ZM259 243H262L263 246L259 245ZM47 244H49V245H47ZM91 244H93V245H91ZM99 244H101V245H99ZM131 244H132V246H131ZM162 244H164V245H162ZM193 244H194V246H193ZM228 244H229V246H228ZM106 245H110L111 248H109L107 246L109 251L106 250L107 249ZM123 245H125L126 247ZM143 245H145V246L143 247ZM91 246H93V248ZM118 246L119 247L123 246V247L121 249V247L119 248ZM7 247H9V248H7ZM141 247H143L142 248L143 251H142V254H139V253H141L140 252ZM17 248H19V249H17ZM41 248L42 249L44 248V250H42ZM91 248L94 250L92 251ZM99 248H101V249H99ZM137 248H139V250ZM146 248H148V249H146ZM233 248H234V250H233ZM237 248H238V250H237ZM250 248H252V250H254V251H252ZM90 249H91V253H90ZM120 249H121V251H120ZM123 249L125 252L122 251ZM244 249H247L250 252H248L247 250L244 251ZM261 250H262V252H261ZM97 251L99 252V254ZM147 251H148V253H147ZM165 251H166V255L164 254ZM169 251H171V253ZM111 252H109V253L112 254ZM123 252H124V254H123ZM159 252L162 254H159ZM236 252H237L238 257H236ZM242 253H244L245 255ZM251 253H252V255H251ZM91 254H93L92 255L93 258H91L92 257ZM169 254H170V256H169ZM254 254H257V255L255 256ZM259 254L261 255V257H259L260 256ZM96 255H98V256H96ZM120 255H122V256H120ZM162 255H165V256H162ZM172 255H173V257L174 256L175 257L173 258ZM123 256H124V259L126 258L125 261L123 260L124 262L121 260L122 259L121 257H123ZM232 256H234V257H232ZM246 256H247V258H246ZM248 256H250V257H248ZM163 257L166 259H164ZM241 257H244V258H241ZM88 258H90V260L92 262H89L90 260ZM85 259H87L88 261L87 260L85 261ZM164 260H166V261H164ZM83 261H85V262H83Z\"/></svg>","mask_w":264,"mask_h":264},{"label":"bare ground","instance_id":"bare-ground-1","mask_svg":"<svg viewBox=\"0 0 264 264\" xmlns=\"http://www.w3.org/2000/svg\"><path fill=\"white\" fill-rule=\"evenodd\" d=\"M3 0H1V2H2ZM9 0H7L6 1V3L8 2ZM19 0H17V2H18ZM32 2V0H20L19 1V3L20 4H22L23 6H24V8H25V10L29 7V5L31 4H29V2ZM41 1H43V0H41ZM40 1V2H41ZM59 1V0H58ZM61 1V0H60ZM64 1V0H63ZM62 1V2H63ZM66 1V0H65ZM74 1H76V0H74ZM87 1V0H86ZM89 1V0H88ZM91 1V0H90ZM107 1V0H106ZM112 1V0H111ZM148 1V0H147ZM146 1V2H147ZM13 2V1H12ZM12 2H10V4L12 3ZM17 2H15L14 1V3H17ZM35 2V1H34ZM33 2V3H34ZM49 2V1H48ZM56 2H57V0H56ZM61 2V3H62ZM66 2H68V0L66 1ZM81 2H84L83 4H85V1H81ZM103 2V1H102ZM101 2V3H102ZM177 2V1H176ZM175 2V3H176ZM44 3V2H43ZM46 4H47V2H45ZM44 3V4H45ZM51 3V2H50ZM53 3V2H52ZM58 3V2H57ZM73 3V2H72ZM79 4H80V2H78ZM87 3V2H86ZM89 3V2H88ZM104 3V2H103ZM148 3V2H147ZM150 3V2H149ZM5 4V2L3 3V5ZM45 4V5H46ZM54 4V3H53ZM52 4V5H53ZM60 4V3H59ZM68 4V3H67ZM70 4V3H69ZM91 4V3H90ZM110 4V3H109ZM12 5V4H11ZM10 5V6H11ZM15 5V4H14ZM18 5V4H17ZM27 5H28V7H27ZM42 5V4H41ZM40 5V6H41ZM50 5V4H49ZM61 5V4H60ZM63 5V4H62ZM74 5L75 6H77L75 3H74ZM74 5H72V6H74ZM81 5H82V3H81ZM88 5V7L89 8H91L90 6H89V4H87ZM150 5V4H149ZM6 6V5H5ZM31 7H32V4L30 5ZM34 6L35 7H37V4H35L34 3ZM40 6H38V7H40ZM64 6V5H63ZM66 6L67 5H65V7L64 8H66ZM69 6V5H68ZM86 6V5H85ZM105 6V5H104ZM111 6H112V4H111ZM15 7H16V5H15ZM14 7V8H15ZM19 8H20V6H18ZM30 7V8H31ZM43 7V6H42ZM45 7V6H44ZM51 7H53V6H51ZM77 7H79V6H77ZM77 7H75V10H77V12H79V10H81L80 8H78V9H76ZM87 7V6H86ZM88 7H87V9H88ZM95 7H96V5H95ZM7 8V10H12V9H9L10 7H6ZM30 8H29V10H30ZM41 8V7H40ZM56 8V7H55ZM67 8H69V7H67ZM66 8V9H67ZM74 8V7H73ZM72 8V9H73ZM82 8V7H81ZM85 8V7H84ZM152 8V7H151ZM175 8H176V10H177V8L178 7H176V5H175ZM21 9V8H20ZM33 9V7L31 8V10ZM49 9V11H50V8H48ZM54 9V8H53ZM86 9V10H87ZM92 9V8H91ZM97 9V8H96ZM113 9H114V5H113ZM180 11H179V13L180 14H182V16H183V18H184V20L186 19V21H188V23H190L191 25H193V23H192V20H191V18L185 13V12H183L180 8H178ZM3 10H4V8H3ZM6 10V13H4V15H5V17H6V15L8 14V16H9V11H7ZM34 10H36V9H34ZM63 10V9H62ZM74 10V9H73ZM152 10V14H154V11H153V8L151 9ZM151 10L149 9V11L151 12ZM39 11V8H38V10H37V12ZM41 11V10H40ZM39 11V15H41V13L42 12H40ZM45 11H47L46 10V8H45ZM54 11H55V9H54ZM66 11H68V10H66ZM92 11V10H91ZM110 11V10H109ZM117 11V10H116ZM8 12V13H7ZM16 13H17V10L15 11ZM34 12V11H33ZM36 12V13H37ZM48 12V11H47ZM56 12V11H55ZM58 12H60V11H58ZM65 12V11H64ZM70 12H72L71 10H70ZM76 12V11H75ZM81 12V11H80ZM79 12V13H80ZM88 13H90L89 12V10L87 11ZM31 12H29V14H30ZM35 13V14H36ZM46 13V12H45ZM57 13V12H56ZM62 13V12H61ZM67 13H69V12H67ZM66 13V14H67ZM86 14L83 10H82V12H81V14ZM117 13V12H116ZM115 13V14H116ZM34 14V13H33ZM47 14V13H46ZM71 14H73V13H71ZM82 14V15H83ZM104 14V13H103ZM106 14V13H105ZM112 14H114V13H112ZM12 15V14H11ZM18 15V14H17ZM27 15V14H26ZM25 14H23L22 16H21V20H23L22 19V17L23 16H26ZM50 15H52L51 13H50ZM49 15V16H50ZM59 15H60V13H59ZM87 15V14H86ZM92 15V14H91ZM90 15V16H91ZM117 16H118V13L116 14ZM48 16V15H47ZM64 16V15H63ZM68 16V15H67ZM106 17L108 16V15H105ZM151 16L152 15H150V18L149 17H147V20L149 19V21H150V19H152L151 18ZM10 17V16H9ZM8 17V18H9ZM14 17V16H13ZM32 17V16H31ZM34 17V16H33ZM32 17V18H33ZM45 17V16H44ZM54 17L56 18V16H53V19H54ZM69 17H70V13H69ZM93 17H95V16H93ZM153 17V16H152ZM12 18V17H11ZM39 18H41V16L39 17ZM49 18H51V20H52V17H49ZM63 18V17H62ZM65 18V17H64ZM63 18V19H64ZM70 18H72V17H70ZM73 18H74V16H73ZM77 18V17H76ZM84 18V17H83ZM86 18V17H85ZM91 18V17H90ZM118 18H120L119 16L116 18H114L113 17V19H116V20H118L119 21V19ZM4 19V18H3ZM25 19V18H24ZM27 19H28V16H27ZM35 19H36V17H35ZM34 18H33V20H35ZM46 19V18H45ZM95 19V18H94ZM93 19V20H94ZM97 19H98V16H97ZM107 19H108V17H107ZM121 19V18H120ZM134 19V18H133ZM10 20V19H9ZM13 20V19H12ZM40 20V19H39ZM38 19H37V21H39ZM46 20H50V19H46ZM56 19H54V21H55ZM73 20L74 19H72V22H73ZM78 20V19H77ZM76 19L74 20V22L75 21H77ZM83 20V19H82ZM87 20V19H86ZM109 20V19H108ZM112 20V19H111ZM152 20H154V18L152 19ZM24 21H26V20H23V23H24ZM32 21V20H31ZM54 21H50V22H54ZM58 21V20H57ZM78 21H80V20H78ZM120 21H122V20H120ZM132 21H134V20H132ZM156 21H157V19H156ZM7 22V21H6ZM6 22L4 23V25L6 24ZM13 22H14V20H13ZM27 22H29V21H27ZM43 22V21H42ZM41 22V23H42ZM44 22H45V20H44ZM61 22V21H60ZM68 22V21H67ZM83 22V21H82ZM104 22H105V20H104ZM116 22V21H115ZM115 22L113 23V21L111 22V23H113V24H115ZM152 22V21H151ZM150 22V23H151ZM158 22V21H157ZM156 22V23H157ZM244 22H245V15L243 14V12H242V7H241V2H240V0H234L233 1V3L231 4V6L229 7V10H228V14H227V18H226V20H225V24L223 25V27L221 28V37H220V39H219V42H217L218 43V47H217V51H216V54H215V56H216V59H214V60H216V64H215V69L217 68V87H216V89H215V96H214V100H213V105H210L209 103H208V101L206 100V98L204 97L205 96V94H204V96H203V94L201 93V91L199 90L200 88L199 87H197V85H196V83L194 82V80L192 79L191 80V83H192V87H193V89H194V98L196 99V102H198V104H199V106H200V108L204 111V114H206V116L208 117V119H210V121H208L207 120V122H211L212 123V126H213V128H214V130L216 131V135L218 136V141L222 144V145H226V147L228 146L229 148H231V149H233V150H238V151H240V152H242L243 154H245V155H247V157L248 156H250V157H253L254 159H256V161H258L259 163H260V165H261V168H262V171H263V173H264V128H262V126H261V122L259 121V118H261V117H264V114H263V111L260 109V104H262V106L264 107V84H263V82H262V80H261V78H260V76H259V69H258V65H257V61H256V58L254 57L255 55H254V53L256 52L255 51V49H254V53H252L253 52V50H251L252 48V44L249 46L248 45V43H247V40H246V38H245V34H244ZM9 23H12V22H9ZM30 23V22H29ZM38 23V22H37ZM36 23V24H37ZM63 23V22H62ZM70 23V22H69ZM77 23V22H76ZM81 23V22H80ZM89 23V22H88ZM87 23V24H88ZM95 23V22H94ZM98 23V22H97ZM109 23V22H108ZM110 23V24H111ZM135 23V22H134ZM14 24V23H13ZM18 23H16V25H17ZM26 25H28V23H25ZM24 24V25H25ZM31 24H33V23H31ZM35 24V25H36ZM53 24V23H52ZM54 24L56 25L57 23H55L54 22ZM53 24V25H54ZM59 24V23H58ZM57 24V25H58ZM71 24V23H70ZM78 24V23H77ZM87 24H85V25H87ZM110 24H108V26L109 27H111L110 26ZM146 24H148L149 25V23H147L146 22ZM10 25H12V24H10ZM15 25V26H16ZM48 25V24H47ZM46 25V26H47ZM63 25V24H62ZM82 25V24H81ZM91 25V24H90ZM112 25V24H111ZM119 25V24H118ZM125 25V24H124ZM154 25V24H153ZM152 25V26H153ZM1 26V25H0ZM21 26H23V25H21ZM44 26V25H43ZM63 26H66V25H63ZM70 26H72V24L70 25ZM77 26V25H76ZM194 26V25H193ZM193 26H190L191 28H193ZM7 27H8V25H7ZM10 27V26H9ZM16 27H18V26H16ZM16 27H13L12 28V30H10L11 29V27L9 28V30H10V34H8L9 36L10 35H12V33H11V31H14V28H15V30H16ZM29 27V26H28ZM31 27H33V26H31ZM53 27V26H52ZM59 27H60V25H59ZM68 27V26H67ZM74 27V26H73ZM77 27H80V26H77ZM82 27V26H81ZM89 27V26H88ZM107 27V26H106ZM127 27V26H126ZM155 27V28H154ZM153 28L154 29H156V24H155V26H154ZM6 28V27H5ZM23 28V27H22ZM21 27H20V29H22ZM27 28V27H26ZM61 28V27H60ZM70 28V27H69ZM90 30H92V27L90 26ZM131 28H134V27H131ZM150 28H152V27H150ZM152 28V29H153ZM8 29V28H7ZM20 29H17V31H19ZM46 29V27L44 28V30ZM55 29V28H54ZM59 28H58V26H57V30H58ZM71 29H73V28H71ZM121 29H124V28H120V30ZM135 29V28H134ZM23 30L25 31V27L23 28ZM27 30H28V32H29V29L27 28ZM37 30V29H36ZM41 30V29H40ZM50 30V29H49ZM52 30V29H51ZM59 30H61V29H59ZM65 30V29H64ZM64 30H62V31H64ZM70 30V29H69ZM74 30H77V28H75ZM82 30V29H81ZM83 30H85L84 28H83ZM88 30V29H87ZM125 30V29H124ZM146 30V29H145ZM149 30V29H148ZM151 30V29H150ZM149 30V31H150ZM16 31V32H17ZM21 31V30H20ZM23 31V32H24ZM48 31V30H47ZM53 31V30H52ZM61 31V32H62ZM68 31V30H67ZM73 31V30H72ZM118 31H119V29H118ZM118 31H113V32H115L114 34H116V32H118ZM129 31H130V29H129ZM132 31H134V30H132ZM147 31V30H146ZM145 31V32H146ZM156 31V30H155ZM28 32H27V34H28ZM31 32V31H30ZM32 32H33V30H32ZM36 32V31H35ZM39 32V31H38ZM58 32V31H57ZM66 32V31H65ZM64 32V33H65ZM69 32V31H68ZM77 32V31H76ZM88 32V31H87ZM144 32V34H147V33H145ZM161 32V31H160ZM15 33V32H14ZM20 33V32H19ZM37 33V32H36ZM40 33V32H39ZM47 33V32H46ZM63 33V32H62ZM61 33V34H62ZM83 33V32H82ZM82 33H81V35H82ZM85 33V32H84ZM89 33V32H88ZM87 33V34H88ZM98 33V32H97ZM109 33L111 34L112 33V31H109ZM128 33V32H127ZM2 34H3V32H2ZM23 34H26L25 32L23 33ZM31 34V33H30ZM55 34H56V32H55ZM69 33H66V35H68ZM77 34V33H76ZM86 34V33H85ZM90 34V33H89ZM99 34V33H98ZM98 34H96L95 36H99ZM109 34V35H110ZM130 34H132V33H130ZM140 34H142V33H140ZM143 34V35H144ZM152 34V33H151ZM29 35V34H28ZM41 35V34H40ZM43 35H46V34H44L43 33ZM43 35H41V37L43 36ZM50 36H51V34H49ZM65 35V36H66ZM91 35L92 34H90L89 36L91 37ZM108 35V34H107ZM108 35V36H109ZM112 35V34H111ZM110 35V36H111ZM160 35L162 36V34L160 33ZM25 36H27V35H25ZM32 36V35H31ZM83 36H85L84 34H83ZM93 36H94V34H93ZM93 36H92V38H93ZM109 36V37H110ZM142 36V35H141ZM147 36H148V34H147ZM152 36V35H151ZM30 37V36H29ZM34 37V36H33ZM46 37H49L48 35L46 36ZM107 37V36H106ZM105 37V39H107ZM163 37V36H162ZM35 38H36V36H35ZM34 38V39H35ZM50 38V37H49ZM48 38V39H49ZM84 37H82V39H83ZM88 37H87V35H86V39H87ZM95 38V37H94ZM94 38L92 39L93 41H95L94 40ZM96 38H98V37H96ZM145 38H146V35H145ZM148 38V37H147ZM30 39V38H29ZM31 39H33V38H31ZM42 39V38H41ZM47 39V40H48ZM52 39H53V37H52ZM51 39V40H52ZM65 39V38H64ZM76 39V38H75ZM109 39H111V38H109ZM114 39V38H113ZM143 39H144V37H143ZM149 39H152V38H149ZM260 39V38H259ZM262 39V38H261ZM264 39V38H263ZM261 40V41H264V40ZM6 41H4V42H9V41H7V38L5 39ZM10 40V39H9ZM12 40V39H11ZM10 40V41H11ZM40 40V39H39ZM44 40V39H43ZM50 40V39H49ZM72 40V39H71ZM88 40V39H87ZM86 40V41H87ZM89 40H90V38H89ZM89 40H88V42H89ZM120 41H121V39H119ZM119 40L117 41V39H116V41L117 42H119ZM141 40V39H140ZM15 41H16V39H15ZM21 40H19V42H20ZM28 41V40H27ZM26 41V42H27ZM31 41V40H30ZM44 41H46V40H44ZM43 41V42H44ZM60 41H62V40H60ZM64 41V40H63ZM73 42H74V39L72 40ZM72 41H68L67 43H69V42H72ZM76 41V40H75ZM80 41V40H79ZM123 41V40H122ZM145 41V40H144ZM162 41H163V39H162ZM260 41V40H259ZM12 42V41H11ZM29 42V41H28ZM50 42V41H49ZM56 42V41H55ZM55 42H54V44H55ZM83 42V41H82ZM105 42V41H104ZM114 42H115V40H114ZM114 42H112V43H114ZM138 42H140V41H138ZM147 42H148V40H147ZM151 42V41H150ZM249 42V41H248ZM22 43H23V41H22ZM35 43V42H34ZM59 43V42H58ZM63 43V42H62ZM84 43V42H83ZM83 43H81L80 42V44H83ZM87 43V42H86ZM122 43H125L124 41L122 42ZM145 43V42H144ZM250 43V42H249ZM261 43V42H260ZM262 43H264V42H262ZM261 43V44H262ZM21 44V43H20ZM48 45H49V43H47ZM75 44V43H74ZM76 44H78V46L80 45L79 44V42L77 41V43ZM105 44V43H104ZM103 44V45H104ZM107 44V43H106ZM120 44V43H119ZM118 44V45H119ZM164 44V43H163ZM258 44V43H257ZM3 45V44H2ZM5 45V44H4ZM9 45V44H8ZM13 45V44H12ZM26 45H27V43H26ZM36 45H38L39 46V43H37ZM69 45H70V43H69ZM125 45V44H124ZM123 45V46H124ZM149 45V44H148ZM71 46H72V43H71ZM112 46V45H111ZM115 46H117V44H116V42H115ZM143 46V45H142ZM1 47V46H0ZM3 47V46H2ZM5 47H6V45H5ZM9 47H11V46H9ZM17 47V46H16ZM15 47V48H16ZM61 47H63V46H61ZM75 47V46H74ZM77 47V46H76ZM82 47V46H81ZM80 47V48H81ZM121 47V46H120ZM146 47H148L147 45H146ZM145 46H144V48H146ZM157 47V46H156ZM19 48V47H18ZM22 48V46H20V50H22L21 49ZM32 48V47H31ZM55 48H56V46H55ZM58 48V47H57ZM65 48V47H64ZM80 48H78V49H80ZM99 48H101V50L103 51V49H104V47L102 48V47H99ZM112 48V47H111ZM122 48L123 47H121V50H122ZM133 48V47H132ZM155 48V47H154ZM39 49V48H38ZM58 49H60V48H58ZM109 49V48H108ZM107 49V50H108ZM114 49H116V48H114ZM15 50V49H14ZM24 50V49H23ZM29 50H31V49H29ZM35 50V49H34ZM43 50V49H42ZM42 50H41V52H42ZM45 50V49H44ZM43 50V51H44ZM57 50V49H56ZM64 50V49H63ZM66 50V49H65ZM69 50V49H68ZM105 51H106V49H104ZM119 50V49H118ZM129 50H131V49H129ZM128 50V51H129ZM144 50V49H143ZM147 50V49H146ZM149 50V49H148ZM159 50H161L160 52H162V49H161V45H160V48H159ZM257 50V49H256ZM60 51V50H59ZM62 51V50H61ZM67 51V50H66ZM65 51V52H66ZM72 51V50H71ZM82 51V50H81ZM104 51V52H105ZM124 51H127L126 50V48L123 50V52ZM126 52V53H130V52ZM17 52V51H16ZM27 52V51H26ZM40 52V51H39ZM41 52H40V54H41ZM46 51H44L43 52V57L45 58L46 57V55L44 56V53H45ZM51 52V51H50ZM54 52V51H53ZM53 52H51V53H53ZM58 52V51H57ZM69 52V51H68ZM73 52V51H72ZM79 52V51H78ZM83 52H85V51H83ZM109 52V51H108ZM113 54H115L116 55V53L118 52V51H116V53H114L113 52V50L111 51ZM119 52H120V50H119ZM134 52H135V50H134ZM25 53V52H24ZM36 53V52H35ZM48 53H49V51H48ZM47 53V54H48ZM59 53H62V52H59ZM75 53V52H74ZM77 53V52H76ZM81 52H79L78 53V55L80 54ZM112 53L111 54H109V55H111V57H114L113 55H112ZM142 53H145L144 51H142ZM141 53V54H142ZM163 53V52H162ZM62 54H64V53H62ZM70 54V53H69ZM82 54H84V53H82ZM86 54V53H85ZM88 54V53H87ZM106 54H107V52H106ZM123 54V53H122ZM136 55H137V53H135ZM165 55H166V52L164 53ZM163 54V55H164ZM203 54H204V52H203ZM49 55H52V54H48L47 56H49ZM53 55H56V54H54L53 53ZM68 54H66V56H67ZM74 56H78L77 54L75 55V54H73ZM72 55V56H73ZM133 55V54H132ZM139 55V57H140V54H138ZM151 55V54H150ZM160 55L162 56V54L160 53ZM163 56V57H166V56ZM202 55V54H201ZM201 55H200V57H198V60H199V58H200V61H202L201 60ZM63 55H60V58H63L62 57ZM88 56V55H87ZM119 56V58H121L120 57V55H117V57ZM124 56V55H123ZM134 56V55H133ZM149 56V55H148ZM152 56V55H151ZM210 56V55H209ZM214 56V57H215ZM26 57L28 58V56L26 55ZM52 57V56H51ZM56 57H59V55H57ZM71 57V56H70ZM69 57V59H71ZM139 57H138V59H139ZM143 57H145V55H143ZM142 57V58H143ZM153 57V56H152ZM152 57H151V59H152ZM187 57V56H186ZM211 57H213V56H211ZM26 58V59H27ZM59 58V59H60ZM64 58H65V56H64ZM63 58V59H64ZM76 58V57H75ZM79 58V57H78ZM116 60L118 59V60H120L119 58H116V57H114ZM131 57H129V59H130ZM167 59H168V56L166 57ZM165 58V59H166ZM182 58V57H181ZM185 58V57H184ZM8 59H11V58H8ZM54 60H55V57L53 58ZM68 58L66 59L67 61H70V63H71V61L73 60V58H72V60H69ZM79 59H86V58H79ZM113 59V58H112ZM128 59V60H129ZM134 59V58H133ZM140 59H141V57H140ZM144 59V58H143ZM148 59V58H147ZM166 59V60H167ZM178 59H179V57H178ZM208 59V58H207ZM40 60H42V59H40ZM39 60V61H40ZM45 60V59H44ZM47 60V59H46ZM57 60V59H56ZM76 60V59H75ZM74 60V61H75ZM87 60V59H86ZM89 60V59H88ZM117 60V61H118ZM142 60V59H141ZM150 59H148V63L147 64H149L150 63V61H149ZM166 60H164V61H166ZM170 59H168V61H169ZM182 60H183V58H182ZM185 60V63H186V65H187V73H188V71H189V74L191 73L190 72V66H189V61H188V58H186V59H184ZM183 60V61H184ZM189 60H191V57H189ZM214 60H212V61H214ZM8 61H10V60H8ZM37 61V60H36ZM38 61V62H39ZM49 61V60H48ZM65 61V60H64ZM82 61V60H81ZM104 61V60H103ZM121 61H122V59H121ZM124 61V60H123ZM130 61H131V59H130ZM140 61V60H139ZM143 61H145V60H142L141 62H137L138 63V65L139 64H141ZM178 61V60H177ZM180 61V60H179ZM197 61V60H196ZM199 61V62H200ZM205 61H206V59H205ZM29 62V61H28ZM45 62H47V61H45ZM44 62V63H45ZM53 62V61H52ZM56 63H57V61H55ZM54 62V63H55ZM59 62V61H58ZM79 62V61H78ZM96 62V60L94 61V63ZM97 62H99V61H97ZM102 62V61H101ZM107 62V61H106ZM119 62V61H118ZM182 62V61H181ZM181 62H179V64H181ZM198 62V63H199ZM208 62H210L211 64L213 63V62H211V61H208ZM208 62L207 63H205V64H208ZM40 64H41V62H39ZM53 63V64H54ZM55 63V64H56ZM69 63V62H68ZM69 63V64H70ZM73 63V62H72ZM71 63V64H72ZM75 63H76V61H75ZM74 63V64H75ZM87 63V62H86ZM100 63V62H99ZM103 63V62H102ZM133 64L134 62L133 61H131L130 62V64ZM166 63H167V61H166ZM191 63V62H190ZM193 63V62H192ZM191 63V64H192ZM259 63V62H258ZM8 64V63H7ZM48 64H49V62H48ZM52 64V63H51ZM50 64V65H51ZM59 64H60V62H59ZM61 64H62V61H61ZM65 64H66V62H65ZM68 64V65H69ZM81 64V63H80ZM82 64H84V63H82ZM103 64H106L105 63V61H104V63ZM108 64H109V61H108ZM151 64H153V63H150V65ZM170 64V63H169ZM178 64V63H177ZM184 64V63H183ZM202 64H204V62L202 63ZM47 65V64H46ZM57 66H59V68L61 67V69H62V66H60V65H58V64H56ZM89 65H93L92 64V61L91 62H89ZM98 65V64H97ZM113 65H115V64H113ZM210 65V64H209ZM5 66H6V64H5ZM8 66V65H7ZM39 66H42V65H39ZM44 66V65H43ZM47 66H49V65H47ZM51 66H53L54 67V65H51ZM56 66V67H57ZM63 66H65V65H63ZM67 66V65H66ZM74 66V65H73ZM72 66V67H73ZM76 66V65H75ZM87 66V65H86ZM134 66V65H133ZM142 66H143V64H142ZM167 66H169V65H167ZM167 66H165V67H167ZM170 66H173V65H170ZM170 66H169V68H170ZM181 66V65H180ZM183 66V65H182ZM181 66V67H182ZM192 66H193V64H192ZM211 66V65H210ZM15 67V66H14ZM17 67V66H16ZM21 67V66H20ZM31 67V66H30ZM68 67V66H67ZM77 67V66H76ZM79 67V66H78ZM179 67V65L177 66V68ZM213 67V66H212ZM1 68V67H0ZM6 68V67H5ZM13 68V67H12ZM24 68V67H23ZM42 68H45V66L44 67H42ZM47 68V67H46ZM58 68V70H60ZM64 68V67H63ZM69 68H71V67H69ZM69 68L67 69L68 71H71V70H69ZM81 68H82V66H81ZM109 68H111V67H109ZM108 68V69H109ZM148 68H149V66H148ZM147 68V69H148ZM174 68L175 69H177L175 66H174ZM19 69V68H18ZM66 69H63V70H66ZM72 69V71L71 72H75V70H73V68H71ZM105 69V68H104ZM118 69H120V68H118ZM127 69H128V67H127ZM134 69H135V67H134ZM149 69H152V70H154L153 68H152V66H151V68H149ZM165 69V68H164ZM213 70V68H212V70L213 71H216V70ZM7 70H9V69H7ZM32 71H33V69H31ZM42 70V69H41ZM52 70V69H51ZM57 70V71H58ZM78 70H79V68H78ZM80 70H82V69H80ZM80 70H79V72H80ZM84 70V69H83ZM90 70H91V68H90ZM112 70V69H111ZM110 70V71H111ZM120 70H122V69H120ZM156 70V69H155ZM166 70V69H165ZM168 71L164 74V76L169 72L170 73V70L169 69H167ZM172 70H174L173 69V67H172ZM178 70H181L180 68L178 69ZM239 70H241L242 72H243V74H244V77H245V79H246V82H247V85H248V95H249V98H250V112H251V115L254 117V121L256 120V122H255V129H256V131L258 132V135L255 133V130L253 131L252 129H254V128H252V127H250V125L252 126L253 124H250L249 125V123H248V121H247V118H246V116H245V111L243 110V107H242V101H241V98H240V94H239V88H238V85H239V77H238V73H239ZM10 71V70H9ZM15 71V70H14ZM37 71V70H36ZM60 71H62V70H60ZM59 71V72H60ZM94 71V70H93ZM97 71V70H96ZM96 71L95 72H89L90 74V78L93 76V77H96L95 75H98V74H95L96 73ZM99 71H101V70H99ZM99 71H97V72H99ZM104 71V70H103ZM110 71H106V72H109L110 73ZM130 71V70H129ZM137 70H135V72H136ZM146 71H148V70H146ZM177 71V70H176ZM182 71V70H181ZM16 72H18V71H16ZM20 72H22V71H20ZM31 72V71H30ZM52 72V71H51ZM73 72V73H74ZM82 72V71H81ZM87 72H88V70H87ZM86 72V73H87ZM102 72V71H101ZM112 72V71H111ZM130 72H132V71H130ZM138 72V71H137ZM149 72H150V70H149ZM149 72H147V74L149 73ZM152 72V71H151ZM154 72V71H153ZM152 72V73H153ZM172 72V71H171ZM8 73V72H7ZM32 73V72H31ZM30 73V74H31ZM54 73V72H53ZM56 73H58V72H56ZM69 73V72H68ZM67 73V74H68ZM146 73V72H145ZM185 73V71H183V73H182V76H183V74ZM210 73V72H209ZM1 75H2V73H0ZM9 74H10V72H9ZM33 74H35L34 72H33ZM65 74V73H64ZM72 74V73H71ZM71 74H70V76H71ZM76 74H78V73H76ZM80 74V73H79ZM78 74V76H80ZM88 74V73H87ZM111 74H114V73H111ZM111 74H110V76H111ZM131 74H133V73H131ZM151 74V73H150ZM153 74H155V73H153ZM171 74V73H170ZM169 74V75H170ZM174 75H175V73H173ZM214 74H215V72H214ZM213 74V75H214ZM23 75H24V72H23ZM26 75V74H25ZM24 75V76H25ZM27 75H29V74H27ZM46 75V74H45ZM56 74L54 73V76H55ZM101 75V74H100ZM104 74H102L101 76H103ZM108 74H106V76H107ZM177 75V74H176ZM186 75V74H185ZM9 76V75H8ZM11 76V75H10ZM9 76V77H10ZM18 76V75H17ZM47 77H48V75H46ZM49 76H51L50 74H49ZM53 76V77H54ZM69 76V77H70ZM73 76V75H72ZM71 76V77H72ZM88 76V75H87ZM87 76H86V78H87ZM109 76V77H110ZM114 76V75H113ZM116 76V75H115ZM133 76V75H132ZM137 76V75H136ZM139 76V75H138ZM146 76H148V75H146ZM151 76V75H150ZM150 76H149V79H150V81H152L151 80V78H150ZM172 75H170V77H171ZM3 77H4V75H3ZM13 77H14V74H13ZM64 77V76H63ZM69 77H68V81H69ZM80 77H82V76H80ZM97 77H99V76H97ZM104 77V79H105V76H103ZM160 77V76H159ZM162 77V76H161ZM181 77V76H180ZM179 77V79L180 80H183V79H185L184 77L181 79ZM189 77V76H188ZM190 77H191V75H190ZM210 77V76H209ZM241 77V76H240ZM17 78H19V77H17ZM24 78V77H23ZM26 79H25V82H24V85L25 86H23L24 87V89L23 90H25V89H28L29 90V88H31V84H30V78H28V76L27 77H25ZM41 78V77H40ZM40 78H39V80H40ZM44 78H46V77H44ZM55 78H56V76H55ZM58 78V77H57ZM60 78H62V77H60ZM77 78V77H76ZM86 78H81V81H82V79H84L83 81H82V86L80 85V84H78V91H79V85L81 86V88L84 86V85H86L87 83H89V81L90 82H93V80H95V79H91V80H89L88 78L86 79ZM101 78V77H100ZM119 78V77H118ZM137 78V77H136ZM168 78V77H167ZM212 78H213V76H212ZM239 78V79H238ZM6 79V78H5ZM19 79H21V78H19ZM42 79H43V77H42ZM41 79V80H42ZM59 79V78H58ZM63 79V78H62ZM62 79H61V81H62ZM103 79V78H102ZM121 79V78H120ZM120 79H117V80H120ZM127 79H128V77H127ZM142 79V78H141ZM148 79V78H147ZM149 79H148V81H149ZM153 79V78H152ZM159 79V81H160V78H158ZM170 79V78H169ZM168 79V80H169ZM211 79V78H210ZM214 79H216V76H215V78ZM243 79V78H242ZM46 80H49V79H47L46 78ZM54 80V79H53ZM52 79H50V81H53ZM57 80V79H56ZM65 80H67V79H64L63 81H65ZM72 81H74L73 79H71ZM79 81H80V79H78ZM78 80L77 81H75L76 83H81V82H78ZM96 80H100L99 78L98 79H96ZM112 80H114V78H112ZM122 80V79H121ZM120 80V81H121ZM123 80H125V79H123ZM162 80H166L165 78L164 79H162ZM162 80L160 81V82H162ZM178 80V79H177ZM180 80H178V81H180ZM186 80H188V79H186ZM213 79H211V81H212ZM238 80V81H237ZM241 80V79H240ZM19 81V80H18ZM17 81V83H19L20 84V81L18 82ZM22 81V80H21ZM72 81H70L71 82V84L73 83L74 84V82H72ZM84 81H85V83H84ZM107 81H108V79H107ZM106 81V82H107ZM110 81H111V77H110ZM126 81V80H125ZM132 81V80H131ZM154 81V80H153ZM177 81V82H178ZM214 81V80H213ZM12 82H14V81H12ZM16 82V81H15ZM40 82V81H39ZM43 82H45L44 80H43ZM54 82H55V80H54ZM58 82V80L55 82V83H57ZM60 82V81H59ZM66 82V81H65ZM103 82V81H102ZM117 82V81H116ZM116 82H115V84H116ZM155 82V81H154ZM175 82V81H174ZM208 82H209V80H208ZM215 82V81H214ZM241 82H242V80H241ZM16 83V84H17ZM46 83H48V82H46ZM53 82H51V84H52ZM97 83V82H96ZM99 83H100V81H99ZM99 83H97V84H99ZM112 83H114V81L112 82ZM134 83V82H133ZM132 83V84H133ZM185 83H186V81H185ZM184 83V80H183V85L185 84ZM213 83V82H212ZM14 84V83H13ZM13 84H11L10 83V85H13ZM22 84V83H21ZM49 84V83H48ZM94 84H95V82H94ZM109 84V83H108ZM130 84V83H129ZM160 84H162V83H160ZM178 84H180V85H182V81H180V83H178ZM242 84H244V83H242ZM39 85H40V83H39ZM63 85H66L65 83L63 84ZM75 85V84H74ZM89 85V84H88ZM87 85V86H88ZM92 85V84H91ZM110 85V84H109ZM142 84H140V87H143V86H141ZM151 85H153V84H151ZM164 85V84H163ZM167 85H168V82H167ZM170 85H173V87L174 88H176L175 87V85L174 84H169V89L167 90V92H169V93H167L168 95H169V99H168V101H166V103L165 104H167V107L165 106V108L169 111V128H171V133L172 134H170V135H172L171 137H172V139H175V141L176 142H174V145L176 144L177 146V149H178V153H180L181 154V152H179V146H180V144H179V138H178V136H177V134H178V128L179 127H177V124H178V122H177V124H176V121H175V119H174V116H173V106H172V104H171V97H172V89L170 88ZM6 86V85H5ZM20 86H22V85H20ZM36 86V85H35ZM45 86H47V85H45ZM54 86H55V84H54ZM58 86H60L59 85V83H58ZM72 86V85H71ZM75 86V87H76ZM93 86V85H92ZM99 86V85H98ZM119 86V85H118ZM120 86H122V85H120ZM119 86V87H120ZM124 86H127L126 84L124 85ZM133 87H134V85H132ZM132 86H130V85H128V87H131V88H129V90L131 89L132 90V93L136 90H134V89H132ZM159 86V85H158ZM211 86V85H210ZM242 86V85H241ZM7 87H9V86H7ZM16 87V86H15ZM22 87V88H23ZM50 87V86H49ZM52 87V86H51ZM50 87V88H51ZM57 86H55V88H56ZM62 87H65V86H62ZM69 88V86H68V83H67V86H66V88ZM74 87V86H73ZM73 87H70L71 88V90L72 89H74ZM96 87H97V85L94 87L95 89H96ZM108 87V86H107ZM118 87V88H119ZM123 87V86H122ZM135 87H136V85H135ZM167 86H165V88H166ZM180 87V86H179ZM185 87H186V85H185ZM185 87L183 88L184 90H185ZM243 87H244V85H243ZM11 88V87H10ZM17 88V87H16ZM36 87H34V89H35ZM38 88V87H37ZM70 88H69V90H70ZM111 88V87H110ZM112 88H115V86L114 87H112ZM124 88V87H123ZM146 88V87H145ZM181 88V87H180ZM187 88V87H186ZM199 88V89H198ZM205 88V87H204ZM208 88H210V87H208ZM241 88V87H240ZM19 89V88H18ZM54 89V88H53ZM52 89V90H53ZM62 89V88H61ZM77 89V88H76ZM84 89H85V87H84ZM88 89V88H87ZM86 89V90H87ZM103 88H101V90H102ZM122 88H120V90H121ZM126 89V88H125ZM124 89V90H125ZM141 89V88H140ZM157 89V88H156ZM202 89V88H201ZM211 89H212V87H211ZM242 89H244V91H245V88H242ZM20 90H22V89H20ZM51 89H50V91L51 92H53ZM67 90V89H66ZM80 90H82V89H80ZM97 90H100V89H97ZM96 90V91H97ZM107 90V89H106ZM116 90V89H115ZM134 90V91H133ZM144 90V89H143ZM160 90V89H159ZM163 89L161 88V91H162ZM174 90V89H173ZM189 90V88L187 89V91ZM203 91H204V89H202ZM241 90V89H240ZM8 91V90H7ZM41 91V90H40ZM39 90H38V92H40ZM64 91H65V88H64ZM63 91V92H64ZM89 92H90V90H88ZM104 91H105V88H104ZM103 91V92H104ZM117 91H119L118 89H117ZM116 91V92H117ZM136 91H138V89L136 90ZM146 91V90H145ZM166 91V90H165ZM190 91V90H189ZM202 91V92H203ZM206 91V90H205ZM33 92V91H32ZM43 93H44V91H42ZM42 92H40V93H42ZM58 92H60V90L58 91ZM61 92H62V90H61ZM67 92V91H66ZM65 92V93H66ZM99 92H101V91H99ZM108 92H109V89H108ZM115 92V91H114ZM119 92H121V91H119ZM122 92H123V90H122ZM131 92V91H130ZM146 92H148V91H146ZM177 92V91H176ZM191 92V91H190ZM213 92V91H212ZM5 93V92H4ZM39 93V94H40ZM48 93V92H47ZM50 93V92H49ZM74 93H76V91L74 90V92H73V94ZM83 93V92H82ZM87 93V92H86ZM92 93V92H91ZM131 93V94H132ZM140 93V92H139ZM141 93H142V90H141ZM140 93V94H141ZM145 93V92H144ZM150 93V92H149ZM148 93V94H149ZM204 93V92H203ZM207 93V92H206ZM242 94H241V97H242V95H244L243 94V92H241ZM0 94H2V93H0ZM21 94V93H20ZM38 94V93H37ZM36 94V95H37ZM69 94V93H68ZM88 94V93H87ZM90 94V93H89ZM115 94H118V93H115ZM121 94V93H120ZM123 94V93H122ZM125 94V93H124ZM188 94V93H187ZM4 95H6V93L4 94ZM10 95H11V93H10ZM22 95V94H21ZM34 95V94H33ZM42 96H41V99L43 98V94H41ZM47 95H49V94H47ZM59 95H61V94H59ZM66 95H67V93H66ZM78 95V94H77ZM76 95V96H77ZM81 95V94H80ZM79 95V96H80ZM93 95V94H92ZM92 95H89L90 97L92 96ZM97 95V94H96ZM106 95V94H105ZM139 95V94H138ZM145 95H146V93H145ZM183 95H185V94H183ZM207 95H208V93H207ZM3 96V95H2ZM73 96V95H72ZM78 96V97H79ZM82 97H83V95H81ZM94 96V95H93ZM92 96V97H93ZM99 96V95H98ZM121 96V95H120ZM141 96H144V95H141ZM189 95H187V97H188ZM209 97H210V95H208ZM23 97V96H22ZM50 98V100L52 101V98H55V97H51V96H49ZM67 97V96H66ZM70 97V96H69ZM101 97V96H100ZM106 97V96H105ZM110 97V96H109ZM145 98L147 97L148 99H149V97H152L151 95H146V96H144ZM186 97V98H187ZM190 97L192 98L193 97V95L191 96L190 95ZM189 97V98H190ZM73 98H74V96H73ZM73 98H72V100H73ZM86 97H84V98H82V99H85ZM88 98V97H87ZM87 98H86V103H87ZM95 98V97H94ZM94 98H93V100H94ZM99 97H97V99H98ZM121 98V97H120ZM138 98H140V95L138 96ZM144 98V99H145ZM154 98V97H153ZM153 98H150V101H151V99H153ZM183 98V97H182ZM211 98V97H210ZM20 99H22V98H20ZM19 99V100H20ZM37 99H39V98H36L35 100H37ZM47 99H48V97H47ZM48 99V100H49ZM61 99H63V98H61ZM76 99V98H75ZM81 99V100H82ZM89 99H91V98H89ZM110 99V98H109ZM116 99V98H115ZM119 99V98H118ZM117 99V100H118ZM141 99V98H140ZM156 99V98H155ZM164 99V98H163ZM188 99V98H187ZM49 100V101H50ZM56 100H58V98L56 99ZM66 100V99H65ZM78 100H80V99H78ZM126 100V99H125ZM124 100V101H125ZM142 100V99H141ZM154 100V99H153ZM182 100H185V98L184 99H182ZM189 100V99H188ZM188 100H185L186 102L185 103H187V101ZM192 100V99H191ZM34 101V100H33ZM54 101V100H53ZM76 101H77V99L75 100V102L73 103V104H75V105H77L76 104ZM90 101H92V100H90ZM95 101H97L96 99H95ZM99 101H101V99L99 100ZM98 101V102H99ZM107 101V100H106ZM111 101V103L113 102L112 100H110ZM119 101V100H118ZM117 101V102H118ZM120 101H121V99H120ZM123 101V102H124ZM129 101V100H128ZM146 101H147V99H146ZM162 102V100H159V101H157V102ZM193 101H195V100H193ZM211 100H209V102H210ZM31 102V101H30ZM39 102V101H38ZM48 102V101H47ZM62 102V101H61ZM69 102H70V100H69ZM84 102V101H83ZM115 102H116V100H115ZM122 102V103H123ZM135 102V101H134ZM134 102H131V104H134ZM137 102V101H136ZM135 102V103H136ZM148 102V101H147ZM191 102V101H190ZM13 103V102H12ZM14 103H15V101H14ZM35 103H36V101H35ZM42 103V102H41ZM55 103H56V101H55ZM54 103V104H55ZM60 103V102H59ZM66 103V102H65ZM80 103V102H79ZM90 103V102H89ZM114 103V102H113ZM126 104L128 103V102H125ZM138 103V102H137ZM140 103V102H139ZM163 103V102H162ZM189 103V102H188ZM191 103H193V102H191ZM190 103V104H191ZM211 103H212V101H211ZM7 104V103H6ZM52 104H53V102H52ZM53 104V105H54ZM56 104H58V103H56ZM55 104V105H56ZM62 104H64V102L62 103ZM70 104H71V102H70ZM81 104V103H80ZM84 104V103H83ZM104 104V103H103ZM109 104V103H108ZM108 104H107V106H108ZM121 104V103H120ZM155 104H156V102H155ZM158 104V103H157ZM161 104V103H160ZM165 104H163V105H165ZM183 104V106H185V107H187L184 103H182ZM181 104V105H182ZM195 104V103H194ZM9 105V104H8ZM18 105V104H17ZM42 105V104H41ZM86 105V104H85ZM83 106V107H85V108H87L86 106ZM105 105V104H104ZM117 105H118V103H117ZM123 105H124V103H123ZM129 105H130V102H129ZM135 105H137V104H135ZM11 106V105H10ZM58 106V105H57ZM59 106H60V104H59ZM87 106H88V104H87ZM95 106V105H94ZM98 106V105H97ZM106 106V107H107ZM157 106V105H156ZM159 106H161V105H159ZM188 106H189V104H188ZM193 106V105H192ZM195 106H196V104H195ZM56 106H54L53 108H55ZM62 107V106H61ZM69 107V106H68ZM104 107V106H103ZM102 107V108H103ZM191 107V106H190ZM80 108V107H79ZM98 108V107H97ZM101 108V107H100ZM100 108H98V110L100 109ZM120 108V107H119ZM184 107H182V109H183ZM188 108V107H187ZM193 108V107H192ZM192 108H190V109H192ZM195 108V107H194ZM245 108V107H244ZM62 109V108H61ZM82 109V108H81ZM105 109V108H104ZM108 109V108H107ZM181 109V108H180ZM197 109V111L196 112H198V108H196ZM200 109V110H201ZM247 109H248V113H249V108L247 107ZM22 109H20V111H21ZM85 110V109H84ZM97 110V109H96ZM185 110V109H184ZM26 111V110H25ZM52 111V110H51ZM57 110H55L54 112H56ZM58 111H59V109H58ZM80 111H82V110H80ZM87 111V110H86ZM92 111V110H91ZM100 111V110H99ZM118 111H120V110H118ZM123 111V110H122ZM175 111V110H174ZM179 111V110H178ZM182 111V110H181ZM180 111V112H181ZM186 111V110H185ZM185 111H184V113H185ZM23 112H24V110H23ZM22 112V113H23ZM29 112V111H28ZM63 112V111H62ZM88 112V111H87ZM133 112V111H132ZM131 112V113H132ZM187 112V111H186ZM192 113H193V111H191ZM202 112V111H201ZM21 112H19L18 114H22ZM30 113V112H29ZM75 113H76V111H75ZM77 113H78V110H77ZM105 113V112H104ZM114 113V112H113ZM124 113V112H123ZM122 113V114H123ZM127 113V112H126ZM184 113L182 112V114H183V116H184ZM198 113H200V112H198ZM247 113V114H248ZM33 114V113H32ZM62 114V113H61ZM81 114V113H80ZM119 114V113H118ZM203 114V113H202ZM23 115V114H22ZM83 115H85V114H82V115H80L81 117L83 116ZM105 115V114H104ZM189 115V114H188ZM196 115H197V113H196ZM199 115V114H198ZM67 116V115H66ZM73 116H75V115H73ZM73 116L71 115V119H73ZM78 117H79V114L77 115ZM195 116V115H194ZM201 116V115H200ZM250 116V115H249ZM248 116V117H249ZM27 117V116H26ZM190 116H188V118H189ZM196 117V116H195ZM199 117V116H198ZM201 117H203V116H201ZM200 117V118H201ZM84 118V117H83ZM106 118V117H105ZM128 118V117H127ZM127 118H125V119H127ZM183 118H187V116L186 117H183ZM187 118V119H188ZM10 120H11V118H9ZM17 119V118H16ZM68 119H69V116H68ZM69 120L70 122L72 121V120ZM79 119V118H78ZM82 119V118H81ZM124 119V120H125ZM186 119V120H187ZM205 119V118H204ZM252 119V118H251ZM251 119H249V120H251ZM13 120V119H12ZM46 120V119H45ZM185 120V121H186ZM191 120L192 119H190V122H191ZM202 120H203V118H202ZM206 120V119H205ZM264 120V119H263ZM262 120V121H263ZM7 121V120H6ZM47 121V120H46ZM62 121V120H61ZM67 121V120H66ZM66 121H64V122H66ZM68 121V122H69ZM82 122H83V120H81ZM94 121V120H93ZM105 121V120H104ZM130 121V120H129ZM145 121V120H144ZM150 121V120H149ZM201 121V120H200ZM48 122V121H47ZM58 122H60L59 120H58ZM57 122V123H58ZM69 122V123H70ZM75 122V121H74ZM86 122H89V120L88 121H86ZM146 122V121H145ZM188 123H189V121H187ZM198 122V121H197ZM203 122V121H202ZM251 122V121H250ZM264 122V121H263ZM262 122V123H263ZM8 123H10L9 121H8ZM30 123V122H29ZM28 123V124H29ZM35 122H33V124H34ZM41 123V122H40ZM49 123V122H48ZM61 123V122H60ZM63 123V122H62ZM77 123V122H76ZM94 123V122H93ZM108 123V122H107ZM109 123H110V121H109ZM205 123V122H204ZM204 123H202V125L204 124ZM15 124V123H14ZM25 124V123H24ZM38 124V123H37ZM68 123H66L65 124V126L67 125ZM131 124V123H130ZM149 124V123H148ZM168 124V123H167ZM199 124V123H198ZM55 125H56V123H55ZM59 125V124H58ZM63 125H64V123H63ZM69 125V124H68ZM68 125H67V127H68ZM92 125V124H91ZM94 125V124H93ZM97 125V124H96ZM104 125H106L105 124V122H104ZM111 125V124H110ZM149 125H151V124H149ZM189 125V124H188ZM191 125V127H192V123L190 124ZM201 125V126H202ZM264 125V124H263ZM25 126V125H24ZM26 126H28V125H26ZM30 126H31V124H30ZM29 126V127H30ZM35 126H37V125H35ZM38 126H39V124H38ZM45 126V125H44ZM83 126H84V123H83ZM86 126V125H85ZM112 126V125H111ZM124 126V125H123ZM142 126V125H141ZM147 126V125H146ZM207 126L208 127H211L208 123H207ZM43 127V126H42ZM56 127V126H55ZM58 127V126H57ZM56 127V128H57ZM59 127H60V125H59ZM58 127V128H59ZM63 127V126H62ZM80 127V126H79ZM91 127H93V126H91ZM90 127V128H91ZM100 127V126H99ZM125 127V126H124ZM140 127V126H139ZM200 127V126H199ZM253 127H254V125H253ZM31 128H33L32 126H31ZM38 128V127H37ZM64 128V127H63ZM113 128V127H112ZM145 128V127H144ZM206 127H204V129H205ZM39 129H41V125H40V127H39ZM75 129H77V128H75ZM84 129V128H83ZM128 129V128H127ZM130 129V128H129ZM148 129V128H147ZM146 129V130H147ZM156 129V128H155ZM166 129V128H165ZM35 130V129H34ZM43 130H45V127H44V129ZM80 130V129H79ZM86 130V129H85ZM93 130V129H92ZM96 130H98V129H96ZM164 130V129H163ZM169 130V129H168ZM201 130V129H200ZM203 130V129H202ZM206 130H207V128H206ZM205 130V132L207 133V131ZM35 131H37V130H35ZM61 131V130H60ZM69 131V130H68ZM77 131H78V129H77ZM115 131V130H114ZM194 131V130H193ZM208 131H210V129L208 130ZM43 132V131H42ZM71 132V131H70ZM69 132V133H70ZM80 132V131H79ZM87 132V131H86ZM105 132V131H104ZM150 132V131H149ZM148 132V133H149ZM160 132H162V131H160ZM168 132V131H167ZM203 132H204V130H203ZM43 133H45V132H43ZM42 133V134H43ZM68 133V132H67ZM66 133V134H67ZM73 133V132H72ZM82 133V132H81ZM81 133H80V135H81ZM96 133H99L98 131L96 132ZM116 133V132H115ZM34 134V133H33ZM32 134V135H33ZM119 135H120V137H121V134L120 133H118ZM17 135V134H16ZM76 135V134H75ZM82 135H84V134H82ZM97 135V134H96ZM152 135V134H151ZM158 135V134H157ZM164 135H165V133H164ZM167 135V134H166ZM8 136V135H7ZM28 136V135H27ZM63 136V135H62ZM67 136V135H66ZM115 136V135H114ZM161 136V135H160ZM25 137H26V135H25ZM25 137H23V138H25ZM29 137H30V135H29ZM29 137H26V139L27 138H29ZM42 137V136H41ZM60 137H61V135H60ZM59 136H58V138H60ZM86 137V136H85ZM84 137V138H85ZM90 137V136H89ZM127 137V136H126ZM151 137H153V136H151ZM154 137H155V134H154ZM216 137V136H215ZM32 138V137H31ZM83 138V139H84ZM128 138V137H127ZM162 138V137H161ZM165 138H166V136H165ZM5 139V138H4ZM30 139V138H29ZM33 139V138H32ZM41 139V138H40ZM44 139V141L46 140V138H43ZM61 139H63V138H61ZM104 139V138H103ZM109 139V138H108ZM117 139V138H116ZM153 139V138H152ZM154 139H156V138H154ZM164 139V138H163ZM162 139V140H163ZM169 139H171V138H169ZM171 139V140H172ZM8 140V139H7ZM67 140V139H66ZM70 140H71V138H70ZM79 140H81V137L79 138ZM147 140V139H146ZM166 140V139H165ZM170 140V141H171ZM37 141V140H36ZM40 140H38L37 142H39ZM47 141V140H46ZM49 141V140H48ZM77 141V140H76ZM111 141V140H110ZM174 141V140H173ZM10 142H12V141H10ZM13 142H14V140H13ZM103 142V141H102ZM128 142V141H127ZM46 143V142H45ZM48 143V142H47ZM95 143V142H94ZM146 143H150V142H146ZM168 143V142H167ZM170 143H172V141L170 142ZM169 143V144H170ZM16 144V143H15ZM19 144V143H18ZM27 144V143H26ZM41 144H42V140H41ZM101 144V143H100ZM142 144H144V143H142ZM165 144H166V142H165ZM150 145V144H149ZM148 145V146H149ZM153 145V144H152ZM161 145V144H160ZM172 145V144H171ZM2 146V145H1ZM18 146V145H17ZM34 146V145H33ZM38 146H40V145H38ZM151 146V145H150ZM150 146H149V148H150ZM154 146H155V144H154ZM157 146V145H156ZM156 146H155V149H156ZM159 146V145H158ZM162 146V145H161ZM31 147V146H30ZM74 147V146H73ZM132 147H135V146H132ZM145 147H147V145H145ZM170 147V146H169ZM93 148V147H92ZM98 147H96V149H97ZM143 148H144V146H143ZM148 148V149H149ZM164 148L166 149V146L164 145ZM180 148H181V146H180ZM2 149V148H1ZM40 149V148H39ZM48 149V148H47ZM57 149V148H56ZM99 149V148H98ZM154 149V148H153ZM154 149V150H155ZM160 149V148H159ZM161 149H163V148H161ZM177 149H175L174 151H176ZM3 150V149H2ZM16 150V149H15ZM35 150V149H34ZM81 150V149H80ZM83 150V149H82ZM101 150V149H100ZM133 150V149H132ZM164 150V149H163ZM182 150H184V148L182 149ZM13 151V150H12ZM17 151V150H16ZM84 151V150H83ZM113 151V150H112ZM134 151V150H133ZM147 151V150H146ZM157 151V150H156ZM187 151V150H186ZM4 152V151H3ZM19 152V151H18ZM21 152V151H20ZM28 152V151H27ZM45 152H47V150L45 151ZM79 152V151H78ZM98 152V151H97ZM102 152V151H101ZM150 152H152V151H150ZM159 152H161V151H159ZM184 152V151H183ZM194 152H197V151H194ZM12 153V152H11ZM22 153V152H21ZM20 153V154H21ZM32 153V152H31ZM99 153H100V151H99ZM98 153V155H100L101 156V154H99ZM130 153V152H129ZM153 153V152H152ZM162 153H163V151H162ZM161 153V154H162ZM165 153V152H164ZM163 153V154H164ZM198 153H200V152H198ZM24 154V153H23ZM35 155H36V153H34ZM33 154V155H34ZM44 154V153H43ZM82 154V153H81ZM89 153H87V156H89L88 155ZM92 154V153H91ZM94 154V153H93ZM96 154V153H95ZM183 154H185V152L183 153ZM182 154V155H183ZM236 154V153H235ZM242 154V155H243ZM1 155H4V154H2L1 153ZM15 155V154H14ZM22 155V154H21ZM25 155V154H24ZM135 155V154H134ZM137 155H139V154H137ZM149 155V154H148ZM147 155V158L148 159H151V158H153V157H150V156H148ZM201 155V154H200ZM240 155V154H239ZM25 156H28V155H25ZM24 156V157H25ZM83 156V155H82ZM102 156H103V154H102ZM102 156H101V158H102ZM154 156V155H153ZM162 156V159H163V155H161ZM164 156H165V154H164ZM167 156V155H166ZM177 156H178V158H179V156H181V155H178L177 154ZM19 157V156H18ZM24 157H22V158H24ZM30 157V156H29ZM51 157V156H50ZM77 157H79V156H77ZM80 157H81V155H80ZM84 157H86V156H84ZM91 158H92V156H90ZM93 157H94V155H93ZM105 157H106V155H105ZM105 157H104V159H105ZM117 157V156H116ZM127 156H125V158H126ZM141 157V156H140ZM139 157V158H140ZM237 157H238V155H237ZM242 157V156H241ZM7 158V157H6ZM22 158H18V160L19 159H21L20 160V162L22 161ZM108 158V157H107ZM106 158V159H107ZM118 158V157H117ZM181 158V157H180ZM176 159L175 161H176V165L178 166L177 167V170L178 171H180V169H181V166H182V160L181 159ZM184 158V157H183ZM240 158V157H239ZM244 158V157H243ZM9 159V158H8ZM53 159V158H52ZM82 159H84L83 157H82ZM90 159V158H89ZM141 159H142V157H141ZM156 159V158H155ZM161 159V160H162ZM164 159H166V158H164ZM236 159V158H235ZM18 160H16V163L18 164ZM26 160V159H25ZM28 160H30L29 158H28ZM28 160H26V162L28 161ZM37 160V159H36ZM78 160H79V158H78ZM86 160V159H85ZM96 160V159H95ZM117 160H119V159H117ZM122 160V159H121ZM123 160H125V159H123ZM138 160V159H137ZM140 160V159H139ZM143 160V159H142ZM146 160V159H145ZM152 160V159H151ZM160 160V161H161ZM232 160V159H231ZM234 160V159H233ZM241 160V159H240ZM242 160H244V159H242ZM245 160H247V159H245ZM33 161H34V159H33ZM39 161H41V160H39ZM46 161V160H45ZM49 161V160H48ZM52 161V160H51ZM61 161V160H60ZM72 161V160H71ZM77 161V160H76ZM107 161H109V160H107ZM112 161V160H111ZM134 161V160H133ZM144 161V160H143ZM149 161V160H148ZM155 161H157V160H155ZM160 161H158V164H160L159 162ZM175 161H174V163H175ZM235 161V160H234ZM36 162V161H35ZM91 162H92V160H91ZM117 162V161H116ZM145 162V161H144ZM147 162V161H146ZM230 162V161H229ZM228 162V163H229ZM30 163V162H29ZM28 162L26 163V164H29ZM34 163V162H33ZM50 163V162H49ZM76 163H78V162H76ZM88 163V162H87ZM108 163V162H107ZM107 163H104L105 165L107 164ZM130 163V162H129ZM136 163V162H135ZM138 163V162H137ZM167 163V162H166ZM178 163V164H177ZM227 163V162H226ZM231 163V162H230ZM238 164H240V162H237ZM241 163H243V162H241ZM2 164V163H1ZM35 164V163H34ZM37 164V163H36ZM40 164V163H39ZM48 164V163H47ZM52 164V163H51ZM50 164V165H51ZM79 164H80V162H79ZM110 164H111V162H110ZM148 164V163H147ZM153 164H154V162H153ZM157 164V163H156ZM168 164V163H167ZM170 164V163H169ZM3 165V164H2ZM38 165V164H37ZM88 165V164H87ZM97 165V164H96ZM109 165V164H108ZM115 165V164H114ZM112 166V167H114L115 168V166ZM136 165V164H135ZM143 165H144V163H143ZM186 165V164H185ZM233 165V164H232ZM236 165V164H235ZM243 165V164H242ZM17 166V165H16ZM28 166V165H27ZM36 166V165H35ZM79 166H81V164L79 165ZM85 166H86V164H85ZM145 166V165H144ZM143 166V167H144ZM151 166H153L152 165V163H151ZM167 166V165H166ZM165 166V167H166ZM199 166V165H198ZM204 166V165H203ZM240 166H241V164H240ZM39 166H37L35 169H37ZM52 167V166H51ZM91 167V166H90ZM107 167V166H106ZM106 167H105V169H106ZM108 167H111V165H109ZM111 167V168H112ZM120 167V166H119ZM155 167V166H154ZM160 166H158V168H159ZM165 167L163 168V166H162V168L163 169H165ZM168 167V166H167ZM176 167V166H175ZM196 167V166H195ZM234 167V166H233ZM8 168V167H7ZM14 168H16V167H14ZM28 168V167H27ZM30 168V167H29ZM40 168H41V166H40ZM82 168V167H81ZM185 168V167H184ZM184 168H182L181 170H183ZM198 168V167H197ZM204 168V167H203ZM202 167L200 168V169H203ZM26 169V168H25ZM52 169V168H51ZM50 169V170H51ZM61 169V168H60ZM74 169V168H73ZM83 169V168H82ZM94 169V168H93ZM108 169V168H107ZM113 169V168H112ZM145 169V168H144ZM150 169V168H149ZM172 169V168H171ZM195 169V168H194ZM237 169H238V167H237ZM236 169V170H237ZM8 170V169H7ZM18 170V169H17ZM34 170V169H33ZM38 170V169H37ZM119 170H121V169H119ZM134 170V169H133ZM169 170V169H168ZM238 170H240V169H238ZM237 170V171H238ZM243 170V169H242ZM12 171V170H11ZM19 171V170H18ZM17 171V172H18ZM25 171V170H24ZM42 171H43V169H42ZM59 171V170H58ZM74 171V170H73ZM82 171V170H81ZM97 171V170H96ZM99 171V170H98ZM106 171V170H105ZM109 170H107V172H108ZM146 171V170H145ZM157 171H158V169H157ZM178 171L176 172L177 173V175H178ZM185 171H187V170H184V172ZM202 171V170H201ZM5 172V171H4ZM22 172H23V170H22ZM27 172V171H26ZM31 172V171H30ZM63 172V171H62ZM76 172V171H75ZM103 172V175H102V173L101 172H99L102 176H104V171H102ZM118 172V170H116V173ZM150 172V171H149ZM12 173H13V171H12ZM20 173V172H19ZM29 173V172H28ZM43 173V172H42ZM58 173V172H57ZM60 173V172H59ZM82 173V172H81ZM86 173V172H85ZM98 173V172H97ZM98 173V174H99ZM148 173V172H147ZM146 173V174H147ZM152 173H154V171L152 172ZM167 173V172H166ZM186 173V172H185ZM9 174V173H8ZM7 174V175H8ZM25 174H27V173H25ZM31 174V173H30ZM29 174V175H30ZM35 174H37V173H35ZM45 174V173H44ZM49 174V173H48ZM61 174V173H60ZM71 174V173H70ZM144 174V173H143ZM151 174V173H150ZM187 174V173H186ZM21 175V174H20ZM22 175H24V173L22 174ZM32 175V174H31ZM63 174H61V176H62ZM65 175H68V174H65ZM110 175V174H109ZM131 175V174H130ZM201 175V174H200ZM200 175H196V176H199L200 177ZM1 176V175H0ZM19 176V175H18ZM26 176L27 175H25V178H26ZM60 176V175H59ZM61 176H60V178H61ZM75 176V175H74ZM78 176V178H80L79 177V175H77ZM135 176V175H134ZM152 176V175H151ZM186 176V175H185ZM184 176V177H185ZM193 176H195V174H193ZM195 176V177H196ZM203 176V175H202ZM6 177V176H5ZM23 177V176H22ZM43 177V176H42ZM41 177V178H42ZM45 177V176H44ZM43 177V178H44ZM46 177H47V175H46ZM49 177V176H48ZM51 178L53 177V174H52V176H50ZM63 177H64V175L62 176V178L61 179H63ZM69 177V176H68ZM72 177V176H71ZM107 177V176H106ZM111 177V176H110ZM131 177V176H130ZM137 177H138V175H137ZM136 177V178H137ZM144 177V176H143ZM153 177H154V179H155V176L153 175ZM157 177V176H156ZM162 177V176H161ZM171 177V176H170ZM195 177H194V179H195ZM205 177V176H204ZM207 177V176H206ZM11 179H13V176L12 177H10ZM19 178V177H18ZM24 178V179H25ZM27 178H29L28 176H27ZM31 178V177H30ZM29 178V179H30ZM102 178V177H101ZM104 178V177H103ZM116 177H114V179H115ZM124 178H125V176H124ZM138 178H140V176L138 177ZM137 178V180L139 181L140 179H138ZM158 178H160V176L158 177ZM157 178V180H159ZM191 178H192V176H191ZM191 178H188L187 177V179H189V180H191ZM198 178V177H197ZM6 179H8V176H7V178ZM38 179H39V177H38ZM50 178H48V180H49ZM127 179H128V177L125 179V180H123V181H127ZM150 179H151V177H150ZM153 179V178H152ZM165 179H166V177H165ZM164 179V180H165ZM177 179H179V176H178V178ZM183 179V178H182ZM27 180V179H26ZM45 180L47 181V179L45 178ZM52 180H53V178H52ZM81 180V179H80ZM94 180V179H93ZM102 180V179H101ZM119 180V179H118ZM122 180V179H121ZM134 180H136V179H134ZM163 180V179H162ZM168 179H166V181H167ZM175 180V179H174ZM181 180V179H180ZM12 181V180H11ZM20 181V180H19ZM35 181V180H34ZM33 181V182H34ZM38 181V180H37ZM39 181H41V180H39ZM63 181L65 182V179H63ZM108 181V180H107ZM111 181V180H110ZM146 181H148V180H146ZM169 181V180H168ZM167 181V182H168ZM171 181V180H170ZM178 181V180H177ZM199 181V180H198ZM219 181H221V179L219 180ZM264 181V180H263ZM17 182V181H16ZM30 182V181H29ZM41 182H43V181H41ZM55 182V181H54ZM68 182V181H67ZM72 182H73V180H72ZM96 182V181H95ZM122 182V181H121ZM131 181H130V179H129V183H130ZM152 182H153V184H154V181L152 180ZM160 182V181H159ZM166 182V183H167ZM190 182V181H189ZM189 182H187V183H189ZM196 182V181H195ZM0 183H2V182H0ZM46 183H48V182H46ZM53 183V182H52ZM62 183V182H61ZM74 183L75 182H73V185H74ZM77 183H79V180H78V182ZM85 183H86V180H85ZM162 183H164V182H162ZM165 183V184H166ZM176 183V182H175ZM186 183V184H187ZM219 183V182H218ZM64 184V183H63ZM113 184V183H112ZM121 184V183H120ZM144 184V183H143ZM164 184V185H165ZM169 184V183H168ZM12 185V184H11ZM18 185V184H17ZM39 185V184H38ZM46 185H48V184H46ZM100 185V184H99ZM107 185V184H106ZM145 185H147V184H145ZM31 186V185H30ZM49 186V185H48ZM76 186V185H75ZM114 186V185H113ZM124 186H125V188L127 187L126 185H122V189H124ZM132 186V185H131ZM159 186H161V185H159ZM163 186V185H162ZM166 186H167V184H166ZM219 186V185H218ZM2 187V186H1ZM21 187V186H20ZM19 187V188H20ZM36 187V186H35ZM40 187V186H39ZM50 188H51V186H49ZM54 187V186H53ZM63 187V186H62ZM105 187V186H104ZM118 188H121V186L120 185H118L117 186ZM151 187V186H150ZM153 187V186H152ZM157 187V186H156ZM170 187H171V185H170ZM221 187V186H220ZM219 187V188H220ZM18 188V187H17ZM23 188V187H22ZM30 188V187H29ZM55 188V187H54ZM63 188H66V187H63ZM71 188V187H70ZM72 188H73V186H72ZM76 188H77V186H76ZM86 188V187H85ZM103 188V187H102ZM115 188V187H114ZM143 188V187H142ZM168 188V187H167ZM222 188V187H221ZM2 189V188H1ZM4 189V188H3ZM5 189H7L6 187H5ZM4 189V190H5ZM24 189V188H23ZM30 189H32V188H30ZM38 189V188H37ZM46 189H47V187H46ZM100 189H101V187H100ZM154 189V188H153ZM177 189V188H176ZM215 189H216V187H215ZM214 189V190H215ZM41 190H42V188H41ZM66 190V189H65ZM90 190V189H89ZM225 190V189H224ZM1 191V190H0ZM28 191H29V189H28ZM55 191V190H54ZM130 191V190H129ZM135 191V190H134ZM155 191V190H154ZM170 191V190H169ZM218 191V190H217ZM4 192H6V191H4ZM30 192V191H29ZM39 192V191H38ZM100 192V191H99ZM142 192V191H141ZM166 192V191H165ZM9 193V192H8ZM46 193H50V192H47L46 191ZM57 193V192H56ZM63 193H65V191L63 192ZM118 193V192H117ZM129 193L130 192H128V195H129ZM131 193H133V192H131ZM137 193H139V192H137ZM137 193H136V195H137ZM152 193V192H151ZM156 193V192H155ZM160 193V192H159ZM217 193V192H216ZM6 194V193H5ZM40 194H43V193H40ZM51 194V193H50ZM89 194V193H88ZM102 194V193H101ZM108 194H110V193H108ZM127 193L126 192H122V196H123V198H124V195H126ZM135 194V193H134ZM143 194V193H142ZM158 194V193H157ZM169 194V193H168ZM8 195H10V193L8 194ZM45 195V194H44ZM53 196H54V192H53V194H52ZM111 195V194H110ZM113 195V194H112ZM117 195V194H116ZM119 195H121V194H119ZM133 195V194H132ZM145 195V194H144ZM154 195V194H153ZM156 195V194H155ZM50 196V195H49ZM138 196V195H137ZM159 196H160V194H159ZM174 196H176V195H174ZM8 196H6L5 198H7ZM89 197V196H88ZM100 197V196H99ZM104 197V196H103ZM139 197L140 198H142L141 197V195H139ZM139 197H138V199H139ZM144 198H145V196H143ZM161 197H162V194H161ZM160 197V198H161ZM17 198V197H16ZM16 198L14 197V199L16 200ZM29 198V197H28ZM97 198V197H96ZM96 198H95V200H96ZM113 198V197H112ZM118 198V197H117ZM129 198V197H128ZM157 198H158V196H157ZM156 198V199H157ZM159 198V199H160ZM166 198V197H165ZM165 198H163V200H165ZM11 199H12V197H11ZM41 199V198H40ZM49 199V198H48ZM52 199V198H51ZM55 199V198H54ZM101 199H103V198H101ZM146 199H147V197H146ZM149 199L150 198H148L147 200L149 201ZM158 199V200H159ZM6 200V199H5ZM15 200H13L14 202H16ZM25 200H26V198H25ZM29 200V199H28ZM123 200H125V199H123ZM130 200H134V199H130ZM140 200V199H139ZM32 201H33V199H32ZM85 201H87V200H85ZM103 201V200H102ZM105 201V200H104ZM120 202H121V200H119ZM142 201H144L143 199H142ZM146 201V200H145ZM154 201V200H153ZM161 201V200H160ZM12 202V201H11ZM92 202V201H91ZM100 202V201H99ZM126 202H127V200H126ZM126 202H125V204H126ZM137 202V201H136ZM141 202V201H140ZM140 202H138V203H140ZM151 202V201H150ZM149 202V203H150ZM164 202V201H163ZM22 203V202H21ZM28 203V202H27ZM30 203H31V205H32V202H31V200H30ZM112 203H114V201L112 202ZM132 202H130L129 204H131ZM147 204H148V202H146ZM153 203H156L155 201L153 202ZM168 203H169V201H168ZM13 204V203H12ZM15 204V203H14ZM34 204V203H33ZM101 204H102V202H101ZM117 204H118V202H117ZM116 204V206H118ZM124 204V203H123ZM142 204V203H141ZM145 204V203H144ZM146 204V205H147ZM160 204H162V202L160 203ZM171 204V203H170ZM22 206H23V204H21ZM99 205V204H98ZM111 205H113V204H111ZM143 205V204H142ZM141 205V206H142ZM155 205H158L157 207H159V206H161V205H159V204H155ZM104 206V205H103ZM121 206V205H120ZM119 206V207H120ZM132 206H135V205H133L132 204ZM141 206L139 205V207L141 208ZM148 206H149V204H148ZM151 206V205H150ZM54 207V206H53ZM94 207H98V206H95L94 205ZM108 207H110V206H108ZM113 207V206H112ZM114 207H115V204H114ZM114 207L112 208V209H114ZM118 207V208H119ZM128 207H131V206H129L128 205ZM145 207V206H144ZM170 207V206H169ZM33 208V207H32ZM58 208V207H57ZM85 208V207H84ZM100 208H102V207H100ZM107 207H105V209H106ZM118 208L116 209L117 211H118ZM124 208V207H123ZM126 208H127V206H126ZM133 208H135V207H133ZM137 208H138V206H137ZM149 208H151V207H149ZM161 208H162V206H161ZM163 208H165V207H163ZM171 208V207H170ZM170 208H166V209H170ZM94 209V208H93ZM97 209H99V208H97ZM104 209V210H105ZM129 209V208H128ZM127 209V210H128ZM139 209V208H138ZM144 209V208H143ZM159 209H160V207H159ZM92 210V209H91ZM103 210V211H104ZM115 210V211H116ZM127 210H125V211H127ZM145 210V209H144ZM151 210V209H150ZM162 210V209H161ZM21 211H23L22 209H21ZM27 211V210H26ZM33 211H37V210H33ZM101 211H102V209H101ZM110 211H111V209H110ZM124 211V210H123ZM131 211H132V209H131ZM138 211V210H137ZM142 211L143 210H141V213H142ZM147 211V210H146ZM146 211H143L144 212V214H141V215H145V213H146ZM163 211V210H162ZM31 212H32V210H31ZM64 212H65V210H64ZM105 212V211H104ZM133 212V211H132ZM149 213H150V211H148ZM167 212V211H166ZM166 212H164V213H166ZM26 213H28V212H26ZM36 213V212H35ZM101 213H103V212H101ZM111 213H113V211L111 212ZM110 213V214H111ZM130 213V212H129ZM138 213H140V212H138ZM174 213H175V211H174ZM186 213V212H185ZM232 213V212H231ZM28 214H30V213H28ZM60 214V213H59ZM114 214V213H113ZM115 214H116V212H115ZM118 214V213H117ZM119 214H120V212H119ZM132 214V213H131ZM130 214V215H131ZM158 214V213H157ZM156 214V218H158V220L156 221V223L160 220L159 219V217H157L158 215ZM141 215H137V216H141ZM160 215V214H159ZM228 215H230V214H228ZM231 215H233V213L231 214ZM44 216V215H43ZM42 216V217H43ZM71 216V215H70ZM99 216H101V218H102V214L101 215H99ZM105 216V215H104ZM106 216H107V213H106ZM105 216V217H106ZM110 216V215H109ZM93 217V216H92ZM112 217V216H111ZM150 217V216H149ZM223 217H225V215L223 216ZM228 217H230V216H228ZM240 217V216H239ZM31 218H33V217H31ZM73 218V217H72ZM75 218V217H74ZM97 218V217H96ZM136 218V217H135ZM135 218H131V216H126L125 217V219H124V222L126 223V224H130L129 223V221L131 220V219H135ZM140 218V217H139ZM138 218V219H139ZM146 219L148 218V217H145ZM234 218V217H233ZM39 219V218H38ZM64 219V218H63ZM104 219V218H103ZM155 219V216H153V218L151 219L152 221ZM226 219V218H225ZM35 220H37V219H35ZM50 220V219H49ZM52 220H55V219H52ZM52 220L50 221V222H52ZM72 220V219H71ZM96 220V219H95ZM141 220H142V218H141ZM149 220H150V218H149ZM164 219H162V221H163ZM235 220V219H234ZM252 220V219H251ZM60 221V220H59ZM74 221H76V220H74ZM91 221V220H90ZM105 221V220H104ZM108 221V220H107ZM161 221V220H160ZM179 221V220H178ZM230 220L228 219V222H229ZM33 222H35V221H33ZM53 222H55V221H53ZM64 222V221H63ZM92 222H95V221H92ZM115 223H116V221H114ZM119 222V221H118ZM148 222V221H147ZM180 222V221H179ZM211 222V221H210ZM231 222V221H230ZM230 222H229V224H230ZM235 222V221H234ZM74 223V222H73ZM91 223V222H90ZM98 223V224H97ZM131 223H133V222H131ZM153 223H155V220L153 221ZM150 224L151 226L152 225H154V224ZM42 224V223H41ZM75 224V223H74ZM96 224L97 225H100V224H102L101 222H100V224H99V221L98 222H96ZM95 224V225H96ZM108 224V223H107ZM110 224H111V222H110ZM136 224V223H135ZM143 224V223H142ZM148 224V223H147ZM158 224V223H157ZM166 224H169V222L168 223H166ZM209 224H211V223H209ZM259 224V223H258ZM39 224H37V226H38ZM50 225L51 224H49V226L48 227H50ZM76 225V224H75ZM94 225V226H95ZM104 225V224H103ZM134 225V224H133ZM150 225H149V227H148V231H149V233L148 234H145V233H147V232H145L144 233V230H145V228H147V227H144V226H142V227H144L143 228V232H141L142 233V235H143V233L145 234L144 236H143V238L144 237H146V239H147V241L146 240H142V243L143 244H145L143 241H145L146 242V244H147V242H149V244L151 245V247H149V245L147 244L146 246H148L150 249H151V252H149V254H147L148 253V251H147V255H143L141 258L139 257V256H136L135 254H134V252H130V258L133 260V262L135 261V260H137L138 262H139V260L141 261V259H142V261L144 262V264H159L161 261H162V259L161 258H159V257H155V253L153 252V249L154 250H156V248H158V247H160L161 246V244H159V243H161V242H159L158 243V245H160V246H158V247H154L155 246V243H157V241L159 240H157L155 243H152V240L155 238V232H157V231H155L154 232V230L153 229H151L150 228ZM161 225V224H160ZM181 225V224H180ZM179 225V226H180ZM47 226V225H46ZM93 226V227H94ZM101 226V225H100ZM112 226V225H111ZM126 226V225H125ZM156 225H154V226H152L153 228L155 227ZM159 226V225H158ZM158 226H156V227H158ZM233 226V225H232ZM8 227V226H7ZM6 227V228H7ZM13 227V226H12ZM40 227H42V226H40ZM52 227V226H51ZM50 227V229H52ZM87 227V226H86ZM99 226H97L96 228H98ZM104 227H105V225H104ZM115 226L113 225V228H114ZM132 227V226H131ZM134 227V226H133ZM138 227V226H137ZM155 227V228H156ZM161 227H163V226H161ZM168 227V226H167ZM184 227V226H183ZM230 227V226H229ZM14 228V230H15V227H13ZM16 228H18V227H16ZM38 228V227H37ZM95 228V234H99V233H96V229ZM101 228H102V226H101ZM101 228H99V229H101ZM109 228H110V226H109ZM138 228H141V227H138ZM10 229H11V227H10ZM43 229H45V228H43ZM50 229H48L47 228V230H50ZM54 229H57V228H54ZM74 229H76V228H74ZM98 229V230H99ZM103 229V228H102ZM105 229H107V230H110V229H108V226H107V228L105 227ZM118 229V228H117ZM116 229V230H117ZM133 229V228H132ZM131 229V230H132ZM161 229V228H160ZM174 229H175V233L176 234H178V236H179V230H178V228L175 226V223H174ZM173 229V230H174ZM185 229H186V227H185ZM13 230V231H14ZM35 230V229H34ZM107 230H104L105 232L107 231ZM135 230V229H134ZM147 230V229H146ZM153 230V231H152ZM162 230V229H161ZM172 230V231H173ZM187 230V229H186ZM186 230H184V231H182V232H185ZM231 230V229H230ZM236 230H238V229H236ZM240 230V229H239ZM36 231H37V229H36ZM41 231V230H40ZM45 231V230H44ZM51 232L53 231V229L52 230H50ZM56 231V230H55ZM54 231V232H55ZM89 231V230H88ZM92 231V230H91ZM102 230H100L99 232H101ZM103 231V232H104ZM113 231V230H112ZM151 231V232H150ZM234 231V230H233ZM50 232V233H51ZM104 232V233H105ZM114 232H115V230H114ZM117 232V231H116ZM122 232V231H121ZM161 232V231H160ZM187 232V231H186ZM232 232V231H231ZM257 232V231H256ZM36 233V232H35ZM48 233H49V231H48ZM49 233V234H50ZM119 233H120V230H119ZM139 233V232H138ZM158 233V232H157ZM156 233V234H157ZM235 233H238V232H235L234 231V233H233V235H235ZM48 234V235H49ZM55 234H58V233H55ZM103 234V233H102ZM136 234V233H135ZM134 234V235H135ZM173 234V233H172ZM238 234H240V233H238ZM237 234V235H238ZM249 234V233H248ZM247 234V235H248ZM258 234V233H257ZM260 234V233H259ZM19 235V234H18ZM41 235V234H40ZM51 236H53V234L51 233L50 234ZM49 235V236H50ZM101 234H99V235H94V237L95 236H97V238H95V239H91L92 241H93V244L97 241V243H100V242H98V240L97 239H99V241H100V237L98 238V236H100ZM106 235V234H105ZM114 235V234H113ZM116 235H117V233H116ZM139 235V234H138ZM137 235V236H138ZM141 235V236H142ZM158 235V234H157ZM156 235V236H157ZM162 235H163V238L164 239H166V240H172V242H175V241H173V238L174 237H176V236H174L173 238H171L170 236H169V234L168 233H166L165 232V234H164V232L162 233ZM242 235V234H241ZM44 236V235H43ZM48 236V237H49ZM107 236V235H106ZM127 236V235H126ZM46 237V236H45ZM57 237V236H56ZM103 237V238H102ZM158 237V236H157ZM243 236H241V238H242ZM27 239L29 238V237H26ZM43 238V237H42ZM55 238V237H54ZM65 238V237H64ZM101 238L103 239V241H101V242H104V238H105V236H101ZM117 238V237H116ZM118 238H120L119 236H118ZM132 238H135V237H132ZM131 238V239H132ZM140 238V237H139ZM177 238V237H176ZM182 238V237H181ZM240 238V239H241ZM249 238H253V236L252 237H250V235H249ZM255 238V237H254ZM26 239V240H27ZM45 239V238H44ZM51 239V238H50ZM53 239V238H52ZM106 239V238H105ZM130 239V243L132 242V240ZM135 239H137V238H135ZM226 239H227V237H226ZM233 239V238H232ZM22 240V239H21ZM46 240H49V238L48 239H46ZM56 239H54V240H52V241H55ZM95 240V241H94ZM116 240H120V239H116ZM126 240V239H125ZM223 240H225V239H223ZM249 240V239H248ZM92 241H91V243H92ZM109 241V239L108 240H106L105 242H107V243H110V242H108ZM155 241V240H154ZM159 241H162V240H159ZM165 241V240H164ZM260 241V240H259ZM26 242H28V241H26ZM50 242V241H49ZM56 242V241H55ZM163 242V241H162ZM172 242L170 243V244H172ZM204 242V241H203ZM240 242H241V240H240ZM252 242V241H251ZM262 242V241H261ZM54 243V242H53ZM52 243V244H53ZM96 243V244H97ZM117 243V242H116ZM119 243V242H118ZM121 243V242H120ZM119 243V244H120ZM136 243H137V240H136V242H134V244H133V247L132 248H134V245H136ZM224 243V242H223ZM17 244V243H16ZM24 244V243H23ZM51 244V245H52ZM93 244H91V245H93ZM123 244V242L121 243V245ZM139 244V243H138ZM153 244H154V246H153ZM165 244V243H164ZM164 244H162V245H164ZM174 244V243H173ZM176 244V243H175ZM222 244V243H221ZM226 244V243H225ZM230 244V243H229ZM229 244H228V246H229ZM248 244V243H247ZM22 245V244H21ZM42 245H45V243L44 244H42ZM47 245H49V244H47ZM89 245H90V243H89ZM95 245V244H94ZM98 245V244H97ZM99 245H101V244H99ZM111 245V244H110ZM110 245H106V247L108 246L109 248H111L110 247ZM118 245V244H117ZM185 245V244H184ZM197 245V244H196ZM220 245V244H219ZM255 245L258 247V243H255ZM259 245H261V246H263L262 245V243H259ZM39 246V245H38ZM96 246V245H95ZM104 246V243L101 245V247L102 248H104L103 247ZM123 246H125V245H123ZM123 246H120L121 247V249H122V247ZM131 246H132V244H131ZM130 246V247H131ZM137 246V245H136ZM145 245H143V247H144ZM157 246V245H156ZM193 246H194V244H193ZM247 246V245H246ZM20 247V246H19ZM48 247V246H47ZM71 247V246H70ZM92 248H93V246H91ZM97 247V246H96ZM95 247V248H96ZM100 247V246H99ZM108 247H107V251H109L108 250ZM119 247V246H118ZM119 247V248H120ZM126 247V246H125ZM124 247V248H125ZM139 247V246H138ZM143 247H141L140 248V252L141 253H139V254H142V248ZM173 248H174V250L176 249V247H177V250H178V252H179V254H180V256L186 261V263L187 264H192L191 263V261H190V259H189V257H188V254H187V252H186V249H185V246H183V244H182V242H181V240L179 241V245L177 246V244H176V246L174 247V246H172ZM199 247V246H198ZM232 247V246H231ZM230 247V248H231ZM7 248H9V247H7ZM23 248V247H22ZM91 248V249H92ZM115 248V247H114ZM128 248V247H127ZM162 248V247H161ZM160 248V249H161ZM164 248V247H163ZM167 248V247H166ZM239 248V247H238ZM238 248H237V250H238ZM259 248V247H258ZM264 248V247H263ZM262 248V249H263ZM17 249H19V248H17ZM42 249V248H41ZM91 249H90V253H91ZM99 249H101V248H99ZM98 249V250H99ZM121 249H120V251H121ZM138 250H139V248H137ZM146 249H148V248H146ZM145 249V250H146ZM159 249V248H158ZM157 249V250H158ZM223 249V248H222ZM229 249V248H228ZM251 250H252V248H250ZM255 249V248H254ZM257 249V248H256ZM261 249V248H260ZM42 250H44V248L42 249ZM94 249H92V251H93ZM102 250V253H101V251H100V254H105L104 252H103V250H105V248L104 249H101ZM163 250V249H162ZM218 250V249H217ZM221 250V249H220ZM233 250H234V248H233ZM247 249H244V251H246ZM24 251V250H23ZM113 251V250H112ZM122 251H124V249L122 250ZM133 251V250H132ZM248 251V250H247ZM252 251H254V250H252ZM98 252V251H97ZM109 252H111V250L109 251ZM108 252V254H105V255H101V256H98V255H96V256H98L97 258H96V262H97V264H111L112 262H114V260H115V262L117 261L118 262V258H119V252H117L116 251V248H115V252L113 251V252H111L112 254H110ZM125 252V251H124ZM124 252H123V254H124ZM139 252V251H138ZM146 252V251H145ZM162 252V251H161ZM170 253H171V251H169ZM177 252V253H178ZM217 252V251H216ZM235 252V251H234ZM240 252V251H239ZM248 252H250V251H248ZM247 252V253H248ZM258 252V251H257ZM260 252V251H259ZM261 252H262V250H261ZM96 253V252H95ZM107 253V252H106ZM176 253V252H175ZM219 253V252H218ZM98 254H99V252H98ZM122 254V253H121ZM122 254V255H123ZM138 254V253H137ZM159 254H162V253H160L159 252ZM165 255H166V251H165V253H164ZM242 254H244V253H242ZM249 254V253H248ZM258 254V253H257ZM257 254H254L255 256L257 255ZM263 254V253H262ZM93 254H91V256H92ZM122 255H120V256H122ZM165 255H162V256H165ZM177 255V254H176ZM221 255V254H220ZM245 255V254H244ZM251 255H252V253H251ZM260 255V254H259ZM258 255V256H259ZM128 256V255H127ZM157 256V255H156ZM161 256V257H162ZM169 256H170V254H169ZM264 256V255H263ZM27 257V256H26ZM172 257H173V255H172ZM175 257V256H174ZM173 257V258H174ZM232 257H234V256H232ZM236 257H238V255H237V252H236ZM248 257H250V256H248ZM253 257V256H252ZM259 257H261V255L259 256ZM91 258H93V256L91 257ZM122 259V261L124 260L125 261V259H124V256L123 257H121ZM164 258V257H163ZM168 256H167V264L168 263H170L171 262V260H169V262H168ZM229 258V257H228ZM241 258H244V257H241ZM246 258H247V256H246ZM255 258V257H254ZM23 259V258H22ZM29 259V258H28ZM89 260H90V258H88ZM164 259H166V258H164ZM232 259V258H231ZM264 259V258H263ZM87 259H85V261H86ZM176 260V262L178 261L177 260V258L175 259ZM245 260V259H244ZM251 260V259H250ZM254 260V259H253ZM252 260V261H253ZM85 261H83V262H85ZM88 261V260H87ZM123 261V262H124ZM141 261V262H142ZM164 261H166V260H164ZM163 261V262H164ZM174 261V260H173ZM227 261V260H226ZM260 261V260H259ZM89 262H92L91 260L89 261ZM111 262V263H110ZM127 262V261H126ZM129 262V261H128ZM175 262V263H176ZM245 262V261H244ZM256 262V261H255ZM263 262V261H262ZM23 263V262H22ZM165 263V262H164ZM164 263H162V264H164ZM175 263H173V264H175ZM253 263V262H252ZM251 263V264H252ZM24 264V263H23ZM88 264V263H87ZM113 264V263H112ZM123 264V263H122ZM135 264V263H134ZM234 264V263H233ZM264 264V263H263Z\"/></svg>","mask_w":264,"mask_h":264},{"label":"clouds","instance_id":"clouds-1","mask_svg":"<svg viewBox=\"0 0 264 264\" xmlns=\"http://www.w3.org/2000/svg\"><path fill=\"white\" fill-rule=\"evenodd\" d=\"M135 130H136L137 134H141V129H140V127L137 126V127L135 128ZM155 143L160 144V143H162V140L159 139V138H156V139H155ZM154 155H156L157 158H160V157H161V153H160L159 151L154 152Z\"/></svg>","mask_w":264,"mask_h":264}]
</instances>
